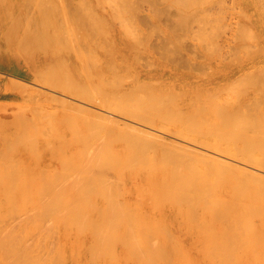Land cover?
Masks as SVG:
<instances>
[{
    "label": "bare ground",
    "instance_id": "1",
    "mask_svg": "<svg viewBox=\"0 0 264 264\" xmlns=\"http://www.w3.org/2000/svg\"><path fill=\"white\" fill-rule=\"evenodd\" d=\"M2 1V0H1ZM3 1H5V0H3ZM3 1L0 3V4H3ZM32 1V0H31ZM34 2H35V0H33ZM40 0H37V2H39ZM44 1V0H43ZM43 1H42V3H43ZM54 1V0H53ZM96 1V0H95ZM99 2H100V5H103V3H108L107 1H111V0H107L106 2L105 1H100V0H98ZM97 1V2H98ZM112 1H115V0H112ZM120 0H118V2H119ZM124 1V0H123ZM128 1V0H127ZM131 1V4L130 3H128V4H130V6H128L129 8L130 7H132V4H133V2H132V0H130ZM134 1V0H133ZM150 1V0H149ZM156 1V3H157V0H155ZM161 2H164V1H162V0H160ZM173 1V0H172ZM177 1V0H176ZM180 1H182V0H180ZM179 1V2H180ZM187 2V1H189V0H184V2ZM193 1L194 0H192V3H193ZM200 1V0H199ZM199 1H196V2H198L199 3ZM203 1V0H202ZM209 1V0H208ZM232 1V0H231ZM248 1H250V0H248ZM253 1V0H252ZM256 1H258V0H256ZM261 0H259V2H260ZM262 1H264V0H262ZM261 1V2H262ZM29 2V1H28ZM34 2H32L33 3V6H34ZM36 2V3H37ZM45 2H50V0L49 1H47V0H45ZM44 2V3H45ZM56 2V1H55ZM76 2V5L78 4L77 3V1H75ZM82 2H84V0L82 1ZM81 2V5H79V7H78V5H77V8H79L78 10H80L81 11V6L83 5V4H85V7H86V3L84 2V3H82ZM89 2V1H88ZM87 2V3H88ZM98 2V3H99ZM135 2H137V1H135ZM151 2V1H150ZM150 2H149V4H150ZM154 1H152V3H153ZM158 2H159V0H158ZM186 2H185V6H187L188 7V5L189 6H191V4H188V5H186ZM207 2V1H206ZM237 2V1H236ZM258 2V3H259ZM260 2V3H261ZM5 3V2H4ZM13 3V2H12ZM19 3V2H18ZM21 3V2H20ZM32 3H30L29 5L31 6L32 5ZM48 3H45V4H48ZM62 3V2H61ZM67 3H68V1H67ZM70 3V2H69ZM92 3V2H91ZM96 3V2H95ZM98 3H96V4H98ZM116 3H117V1H116ZM139 3V1L137 2V4ZM176 3V5H177V3L178 2H175ZM188 3V2H187ZM189 3H191V2H189ZM198 3H196V5H199ZM249 3V2H248ZM257 3V2H256ZM257 3V4H258ZM23 4H24V2H23ZM26 4V3H25ZM24 4V5H25ZM51 4V3H50ZM50 4H48V5H46L45 6V8L46 7H48L49 9H51V11H53L52 10V8L54 9L55 7H52V8H50L49 7V5ZM53 4H54V2H53ZM53 4H52V6H53ZM60 4V3H59ZM63 4V3H62ZM90 4V3H89ZM88 4V5H89ZM96 4H94V5H96ZM113 3H111V4H109L110 6L112 5ZM114 4H115V2H114ZM117 4H121V3H117ZM127 4V5H128ZM136 4V5H137ZM148 4V5H149ZM180 4V3H179ZM195 4V2L192 4V5H194ZM251 4H253V2H251ZM262 4H263V2H262ZM261 4V6H263ZM6 5V4H5ZM12 4H8L7 6L8 7H10ZM14 5H15V3H14ZM14 5L12 6V7H14ZM20 5V4H19ZM24 5H23V7L22 8H24ZM29 5H26V6H29ZM37 5H39L40 6V8H41V5L40 4H38L37 3ZM36 5V6H37ZM55 5H57V7H58V4H56L55 3ZM64 5V4H63ZM70 5H72V6H75V8H74V10L76 9V5L74 4H70ZM122 5H124L123 3H122ZM126 5V4H125ZM139 5H140V3H139ZM153 5V4H152ZM152 5L150 4V6L152 7ZM155 5V4H154ZM221 5L222 4H220V7H221ZM223 5H224V3H223ZM234 5V4H233ZM232 5V6H233ZM237 5V4H236ZM235 5V6H236ZM256 5V4H255ZM2 6V5H1ZM35 6V7H36ZM38 6V7H39ZM44 5L42 4V7H43ZM67 6H69V5H67ZM71 6V7H72ZM90 6H93V3H92V5H90ZM99 6V5H98ZM97 6V7H98ZM109 6V7H110ZM121 6V5H120ZM138 6V5H137ZM149 6V7H150ZM169 6H170V4H169ZM183 6V5H182ZM184 6V7H185ZM217 6V5H216ZM227 6V5H226ZM254 6V5H253ZM258 6V9L257 10H259L260 11V13H257V16H258V19H257V22H264V12L262 11V9L261 8H263V7H261V6H259V5H257ZM257 6H254V9H255V7H257ZM5 7V6H4ZM7 7V8H8ZM12 7H10V8H8V9H10V10H12L11 8ZM21 7V6H20ZM33 8V7H31L33 10L34 9H36V8ZM56 7V8H57ZM66 7V6H65ZM70 7V8H71ZM96 7V6H95ZM107 7H108V4H107ZM113 7V6H112ZM112 7H110L109 9H111L110 11H112L113 9H115L114 7L112 8ZM155 7V6H154ZM153 7V8H154ZM172 7H173V5H172ZM219 7V6H218ZM217 7V8H218ZM219 7V8H220ZM223 7V6H222ZM231 7V6H230ZM234 7V6H233ZM237 7V10H238V7L239 6H236ZM6 8V7H5ZM22 8L20 9L21 11H19V12H22ZM30 8V9H31ZM44 8V7H43ZM43 8H41L42 10H41V12L44 10V11H46L45 9H43ZM59 8V7H58ZM64 8V7H63ZM69 8V7H68ZM84 8V7H83ZM88 8V7H87ZM93 8V7H92ZM103 8V7H102ZM116 8H117V6H116ZM118 8H121V7H118ZM125 8H126V6H125ZM125 8H124V10H125ZM134 8V9H133ZM135 8L137 9V7H135V4H134V7H132V9L130 8V13H132V11L131 10H134V11H136L135 10ZM140 8V6H138V9ZM152 8V9H153ZM159 8V7H158ZM229 8V7H228ZM4 9V8H3ZM16 9H17V7H16ZM25 9V8H24ZM24 9H23V11H24ZM89 9V8H88ZM95 9V8H94ZM104 10H105V8H103ZM123 9V8H122ZM151 9V8H150ZM180 9V8H179ZM206 10H207V8H205ZM209 9H210V7H209ZM212 7H211V11H212ZM222 9V8H221ZM236 9V8H235ZM239 9H240V7H239ZM10 10H8V13L7 14H9L10 15ZM13 10H14V8H13ZM39 11H40V9H38ZM58 10V9H57ZM56 10V13L55 12H52V15L55 13V14H58L57 12L59 11L60 12V10H61V8L57 11ZM63 10H65V9H62V11ZM67 10H69V9H67ZM73 10V12H75ZM77 10V11H78ZM83 10V9H82ZM85 10V9H84ZM90 10V9H89ZM88 10V11H89ZM116 10H118V9H116ZM116 10H114V11H116ZM127 10V9H126ZM126 10H125V13H126ZM141 10V9H140ZM148 10V9H147ZM159 10H161V9H159ZM164 11L166 10L165 8L163 9ZM163 10H161V11H163ZM186 10H188L187 8H186ZM193 10V9H192ZM225 10V9H224ZM234 10V9H233ZM241 10L242 9H240V12H241ZM253 10V9H252ZM7 11V10H6ZM28 11V10H27ZM30 11V10H29ZM51 11H50V13H51ZM55 11V10H54ZM61 11V12H62ZM72 11V10H71ZM70 10H69V13H71V14H69V13H67L68 11H64L63 13L66 15H72L73 13L71 12ZM87 11V9H86V11H85V14H86V12H88ZM103 11V10H102ZM123 11V10H122ZM122 11L120 12V13H122ZM128 11V12H129ZM134 11H133V14H135L134 13ZM156 11H157V9H156ZM163 11V12H164ZM202 11H204V12H202ZM201 12V14H203L204 15V13H205V10H204V8H203V10H202ZM226 11V10H225ZM246 11H248V10H246ZM18 12V14L20 15L21 13H19ZM37 12V11H36ZM47 12V11H46ZM60 12V13H61ZM83 12V11H82ZM91 12H96V10H92V11H89L88 12V14L89 13H91ZM103 12H106V11H103ZM119 12V11H118ZM118 12H113V14H114V17H115V15L116 14H118V15H120V16H122L123 15V13H122V15L120 14V13H118ZM139 12V11H138ZM154 12V11H153ZM166 12V11H165ZM179 12H180V10H179ZM178 12V13H179ZM190 12H194V13H190L192 16H191V18L193 19V21H194V19H195V21L196 20H198V19H196V18H193V14H196L197 13V10L195 11V9H194V11H190ZM200 12V11H199ZM208 12V11H207ZM234 12H236V10L234 11ZM244 12V11H243ZM243 12L241 13L242 15H244L243 14ZM258 12V11H257ZM0 13H1V11H0ZM6 13V12H5ZM23 13V12H22ZM24 13H26V12H24ZM23 13V14H24ZM32 13V12H31ZM40 13V12H39ZM43 13H45V12H43ZM48 14L47 13V15H49V16H52L51 14ZM58 14L59 16L60 15H63V13H61V14ZM77 13V12H76ZM80 13V12H79ZM78 13V14H79ZM152 13V12H151ZM156 13V12H155ZM155 13H152L153 15L155 14ZM167 13H168V15L170 14V12L167 10V12H166V15H167ZM185 13V12H184ZM213 13V12H212ZM223 13H225V12H223ZM237 13V12H236ZM13 14V13H12ZM17 14V15H18ZM23 14H21L22 16H23ZM30 14V13H29ZM77 14V15H78ZM85 14H83L82 15V17L85 15ZM91 14H93V13H91ZM112 14V15H113ZM132 14V15H133ZM137 14V13H136ZM135 14V16H137ZM138 14H140V13H138ZM183 14V13H182ZM199 13H197L196 15H198ZM201 14L199 15V17H201ZM208 14H210V11L208 12ZM218 14V13H217ZM238 14H239V12H238ZM21 15H20V17H21ZM26 15H28V13H26ZM25 14H24V16H26ZM33 15V13L31 14V16ZM38 15V14H37ZM37 15H35V16H37ZM41 15V14H40ZM40 15H39V17H40ZM45 15V14H44ZM74 15H75V13H74ZM74 15L73 16H71L70 18H72V17H74ZM77 15H75V16H77ZM80 15H81V13H80ZM97 16L99 15V14H96ZM111 15V16H112ZM118 15H116V18H117V16ZM160 15H162L161 13H160ZM159 14H157V16H160ZM165 15V13L163 14V16ZM168 15L166 16V17H168ZM189 15V14H188ZM202 15V16H203ZM206 15H207V13H205V15H204V17H202V18H205L206 19ZM14 16V15H13ZM13 16H12V19H13ZM28 16H30V15H28ZM28 16H27V18H28ZM35 16H34V18H35ZM42 16V15H41ZM163 16H161V17H163ZM177 16H178V14H177ZM184 16V15H183ZM182 15H181V17H183ZM187 16V15H186ZM210 16V15H209ZM244 16H246L247 17V15H246V13H245V15ZM248 16H250L251 17V14L248 12ZM0 17H1V14H0ZM39 17H36V18H39ZM53 17H57L56 15H54ZM53 17H51V19L53 18ZM63 17V16H62ZM65 17V16H64ZM64 17L62 18L63 19V22H61L60 24L61 25H63V23H64ZM80 17V16H79ZM82 17H80L81 18V22H82V20H84ZM84 17H86L87 18V15L86 16H84ZM94 17H95V15H94ZM93 17V15H92V18H94ZM100 17H104V14L102 15L101 14V16ZM107 17V16H106ZM105 17V18H106ZM113 17V16H112ZM119 17V16H118ZM123 17H124V15H123ZM127 17V16H126ZM133 17V16H132ZM138 17V16H137ZM147 17V16H146ZM145 17V18H146ZM160 17V18H161ZM195 17H197V16H195ZM211 17H212V15H211ZM245 17V18H246ZM3 18V17H2ZM2 18H0L1 20H2ZM15 18V17H14ZM26 18V19H27ZM35 18V19H36ZM42 19H45L44 21H46L47 20V18H48V16H47V18L46 17H41ZM66 18H68V17H65V19ZM70 18H68V19H70ZM75 18V17H74ZM80 18H78V16H77V19H80ZM91 19V20H93L90 16L88 17V19ZM97 18V21H98V18H99V16L98 17H96ZM109 18H110V16H109ZM120 18V17H119ZM134 18H136V17H134ZM174 18V17H173ZM172 18V19H173ZM175 18L177 19L178 17H176L175 16ZM185 19H186V21H187V19H188V21L186 22L187 24H185V20L182 18V20H183V22H181V23H179L178 21H177V23H178V27H182V29H183V26H187V25H189L188 23H192V21L191 20H189V18H190V15H189V18H186V17H184ZM207 18H209L208 16H207ZM213 18V17H212ZM215 18V17H214ZM217 19H218V17H216ZM215 18V19H216ZM222 20H225L226 18H227V16H221L220 17ZM254 18H255V16H254ZM10 19H11V17H10ZM18 19H19V16H18ZM23 18H21V24H22V22L24 21V20H22ZM25 19V18H24ZM41 19V20H42ZM49 19H50V17H49ZM48 19V20H49ZM77 19H75V20H77ZM89 19V20H90ZM102 19V18H101ZM101 19H99V22H101L100 20ZM126 19V18H125ZM130 19V18H129ZM158 19H159V17H158ZM181 19V18H180ZM215 19H213V20H215ZM216 19V20H217ZM221 19H220V21H221ZM247 19H248V17H247ZM6 20V19H5ZM37 20V19H36ZM39 20V19H38ZM40 20V21H41ZM104 20H106V19H102V21H104ZM110 20H111V18H110ZM116 20V19H115ZM114 20V21H115ZM121 20V19H120ZM131 20H133V19H131ZM136 20V19H135ZM147 21H148V19H146ZM145 20V21H146ZM150 20V19H149ZM175 20V19H174ZM199 20H200V18H199ZM198 20V21H199ZM202 20V19H201ZM210 20V19H209ZM213 20L211 19V21H212V24H215V25H217V21H216V23H213ZM3 21V20H2ZM8 21V20H7ZM15 21H17V20H15ZM28 22L30 21V20H27ZM43 21V22H44ZM50 21H52V23H53V21L54 20H50ZM56 21V20H55ZM54 21V23L56 24L57 22H58V20L55 22ZM62 21V20H61ZM68 21H70V20H68ZM68 21H67V19H66V22H67V24H68ZM96 21V22H97ZM107 21V20H106ZM119 21V20H118ZM122 21V20H121ZM124 21V20H123ZM139 21V20H138ZM159 21H161L162 22V20L161 19H159ZM189 21H191V22H189ZM202 21H204V19L202 20ZM248 21L250 22V20L248 19ZM256 21V20H255ZM9 22V21H8ZM33 23L35 22L34 20L32 21ZM32 22H30L31 23V25H30V27L32 26V25H34V24H32ZM49 22V21H48ZM48 22H44V23H42L40 26L38 25V30L37 29H35V30H37L38 32H33V30H27L26 29V27L24 28L26 31L24 32V34H21L22 35V37L20 38V36H19V39L16 37L17 35V33L19 32L18 31V29L16 30L17 32L15 33V35L16 36H14V35H12L13 34V28H14V30L16 29L15 28V24H13V27H12V29H11V27H10V31H7V26H5L6 28H4V25L5 24H1V21H0V32L2 33V35H9V37H7L6 39L4 38V39H0V45H2L1 44V40H4L5 41V44L7 45V50H11L12 49V56H13V54H15V52H17V54H18V50L20 49V48H18V50L16 49V50H14V47H21L23 50H24V52L26 53V55H27V57H30V56H33V52H34V47L35 48H37V49H35V50H38V51H36L37 52V55L39 54V51L41 52V54H42V51H48L49 50V48L51 47V48H53V43H52V40H53V33L51 32L52 30H54L53 29V24L51 25L50 24V26H51V28H50V26H49V24H48ZM65 22V23H66ZM71 22H72V20H71ZM76 22H80V20L78 21H76ZM75 22V23H76ZM86 22V21H85ZM89 22V21H88ZM91 22V21H90ZM93 22V21H92ZM95 22V21H94ZM93 22V23H94ZM96 22L94 23V24H96ZM126 22V21H125ZM127 22H128V20H127ZM134 22V21H133ZM140 22V21H139ZM172 22H174V21H172ZM209 22V21H208ZM207 22V23H208ZM238 22H241V21H239V19H238V21L236 22V20H235V24L237 23V24H239ZM4 23H6V22H4ZM18 23H20L19 21H18ZM18 23H16V24H18ZM25 23V22H24ZM51 23V22H50ZM59 23V22H58ZM75 23H74V25H75ZM199 23V22H198ZM203 22H201L200 21V25H204L205 23H206V20H205V23H203ZM224 23L225 22H223V25H224ZM230 23V22H229ZM229 23H225L229 28H230V25H233V22H232V24L230 23V25H228ZM251 23V24H250ZM249 24L250 25H252L253 23L252 22H250ZM8 24V23H7ZM37 24V23H36ZM40 24V23H39ZM66 24V25H67ZM79 24H81V23H79ZM82 24L84 25V21L82 22ZM100 24V23H99ZM98 23H97V25H99ZM180 24V25H179ZM182 24H183V26H182ZM185 24V25H184ZM11 25V24H10ZM10 25H8V27L10 26ZM15 25V26H14ZM27 25V24H26ZM57 25V24H56ZM59 25V24H58ZM65 25V24H64ZM73 25V26H74ZM77 25V24H76ZM91 25V24H90ZM102 25V24H101ZM198 25V24H197ZM200 25L198 26V27H200ZM208 25H209V23H208ZM211 25V24H210ZM209 25V26H210ZM215 25H211L212 27H211V29H210V27L209 26H207V29H209V31L210 32H213L214 33V31H216V29L214 30V29H212L213 28V26H215ZM260 25V24H259ZM263 25V24H262ZM21 26H24V24H22ZM21 26L19 27V30H21ZM107 26V25H106ZM186 26L184 27L185 29L184 30H186L187 28H186ZM190 26V25H189ZM218 26V25H217ZM217 26H215L214 28H217ZM220 26H221V24H220ZM234 26V25H233ZM236 26V28H238V29H240L239 31H240V33H239V31L237 30V32H235L234 34L235 35H237V33H239V34H241V36H242V38L240 39V40H242L241 42H239V44H237V46L235 45L234 47L233 46H228L229 48L228 49H230V47L233 49V51H232V53H231V51H229L228 53L230 54H228V53H226V55L227 56H233L234 58V60L236 59L237 61H239L240 60V62H241V58H240V54H242L241 52H243V49L244 48H246V49H244V50H247V45H248V43H246L245 42V40H244V38L246 39V40H251L252 39V37H254V36H252L253 35V33H254V30H252V31H249L250 30V28H249V26L246 24V23H242L241 22V25L239 24V25H235ZM254 26H255V24H254ZM256 26H258L257 24H256ZM264 26V25H263ZM29 27V26H28ZM27 27V28H28ZM29 27V28H30ZM71 27H72V25H71ZM70 27V28H71ZM77 27H79L78 25H77ZM76 27V28H77ZM83 27V26H82ZM93 27V26H92ZM94 27H96V26H94ZM93 27V28H94ZM180 27V28H181ZM192 27H193V24H192ZM202 27V26H201ZM17 28H18V25H17ZM36 28V27H35ZM73 29H74V27H72ZM75 28V29H76ZM80 28V27H79ZM91 28V27H90ZM92 28V31L95 33V34H97L96 32H97V30H95V29H93ZM97 28H101L102 29V26L100 27V25H99V27L97 26L96 27V29ZM219 28V27H218ZM228 28V29H229ZM256 28V27H255ZM263 28V27H262ZM261 28V26H259V28H258V30L260 29V32H262L261 34L260 33H258V34H260V37L258 36V34H257V36L255 37V38H258L257 39V41H256V46H255V48L258 50V52H261L262 51V48L264 49V33H263V29ZM33 29V28H32ZM52 29V30H51ZM56 29H58L57 31H60L59 29H61L60 27H58L57 28V26H56ZM62 29H63V27H62ZM66 29V28H65ZM100 29V30H101ZM188 29H189V27H188ZM188 29H187V31L186 32H188ZM200 29V28H199ZM204 32H206L205 31V26H204ZM203 29H201L200 31H199V37L201 38V36L202 35H205V34H207V33H204V32H202L203 31ZM206 29V30H207ZM221 31H224V29L222 30L221 29V27L219 28ZM218 29V30H219ZM226 29L227 28H225V31H226ZM67 30V29H66ZM78 30V29H77ZM76 30V31H77ZM95 30V31H94ZM99 29H98V35H100L99 34V31H100ZM103 31H104V29H102ZM101 30V31H102ZM214 30V31H213ZM219 30V31H220ZM230 30V29H229ZM232 30V29H231ZM23 31V30H22ZM69 31V30H68ZM73 30H71V31H69V32H72ZM75 31V32H76ZM83 31H84V29H83ZM82 31V32H83ZM100 31V32H101ZM102 31V32H103ZM190 31H192V28H190ZM189 31V32H190ZM242 31V32H241ZM247 31H249V32H247ZM54 32V31H53ZM55 32H56V30H55ZM61 32V31H60ZM66 32V31H65ZM85 32H86V29H85ZM84 32V33H85ZM104 32H106V31H104ZM197 32V31H196ZM200 32H202V34H201V36H200ZM1 33H0V35H1ZM21 33H23V32H21ZM68 33V32H67ZM76 33H78V32H76ZM88 33V32H87ZM204 33V34H203ZM213 33H210L211 35L213 34ZM223 33V32H222ZM233 33V32H232ZM248 33H251V34H249L248 35ZM55 34V33H54ZM57 34H58V32H57ZM60 34V33H59ZM58 34V35H59ZM62 34H63V32H62ZM61 34V35H62ZM108 34V33H107ZM208 34H209V32H208ZM215 34H217V32L215 33ZM226 34V33H225ZM234 34H231L232 36L234 35ZM20 35V34H19ZM58 35L56 36L55 35V38H58ZM59 35L60 37H62L61 39H62V44H63V36L65 35L66 36V34H64V35ZM67 35H69V33L67 34ZM73 35V34H72ZM75 35V34H74ZM89 36H90V34H88ZM104 35H105V33H104ZM214 35V34H213ZM234 35V36H235ZM243 35H246V36H244L243 37ZM3 36V37H4ZM64 36V37H65ZM83 36V35H82ZM87 36V35H86ZM95 36V35H94ZM206 36H208V35H206ZM218 36H220V34L219 35H217V37ZM233 36V37H234ZM240 36V35H239ZM240 36V37H241ZM250 37V38H246V37ZM68 37V36H67ZM69 37H71V35L69 36ZM74 37V36H73ZM73 37H71V39H74ZM78 37V36H77ZM77 37L75 38L76 40H77ZM237 36H235V38H236ZM80 38V37H79ZM85 38V37H84ZM83 38V39H84ZM90 38H91V36H90ZM211 38H213V36L211 37ZM215 38V37H214ZM213 38V39H214ZM59 40H60V38H58ZM66 39L67 38H64V40L66 41ZM87 39V38H86ZM99 39H100V37H99ZM203 39H205V38H203ZM207 39V38H206ZM234 39V38H233ZM232 39V40H233ZM238 39H239V37H238ZM90 40H93V38L92 39H90ZM231 40V39H230ZM253 40V39H252ZM53 41H55L57 44H56V46L54 45V48H56L57 47V45L59 44L58 42H57V40H53ZM68 41H70V40H68ZM68 41H66L67 43H65L64 42V46H63V48H66L67 46V44L69 43ZM82 41V40H81ZM235 41V40H234ZM61 42V41H60ZM72 42H74L73 40H72ZM79 42V41H78ZM96 42H97V40H96ZM99 42V41H98ZM103 42V41H102ZM233 42V41H232ZM245 42V43H244ZM250 42H252V41H250ZM3 43V42H2ZM71 43V42H70ZM83 43V42H82ZM211 43V42H210ZM217 43H218V41H217ZM254 43H255V41H254ZM79 44H80V42H79ZM94 44H95V42H94ZM98 44V43H97ZM101 44V43H100ZM99 44V45H100ZM103 44V43H102ZM105 44V43H104ZM103 44V45H104ZM212 44V43H211ZM215 43H213V45H214ZM246 44V45H245ZM69 45V44H68ZM77 44L75 43V46H76ZM86 45H87V47H88V43H86ZM90 45V44H89ZM98 45V46H99ZM213 45H211V46H213ZM59 47L61 46V45H58ZM78 46V45H77ZM77 46H76V48H77ZM97 46V45H96ZM209 46H210V44H209ZM216 46V45H215ZM214 46V47H215ZM217 46H218V44H217ZM248 46H251V43L248 45ZM253 46H254V44H253ZM32 47V48H31ZM71 48H73V46L71 45L70 46ZM85 46H83L82 45V48H84ZM92 47V46H91ZM102 47V46H101ZM104 47V46H103ZM30 48H31V50H32V54H31V52H29V50H30ZM51 48H50V50H51ZM62 47H60V48H57L58 49V51H59V49H61ZM75 48V50H77ZM82 48H80L79 49V51L82 49ZM88 48H90V47H88ZM93 48V47H92ZM91 48V49H92ZM106 48V47H105ZM104 48V49H105ZM208 48V47H207ZM217 48V47H216ZM219 48V47H218ZM217 48V49H218ZM21 49V50H22ZM67 49V52H68V49L69 48H66ZM90 49V50H91ZM209 50H210V48H208ZM207 49V50H208ZM250 49H253V47H250ZM3 50H4V46H3ZM21 50H20V52H21ZM30 50V51H31ZM53 50H55L56 52H55V54L54 53H52V52H49L50 54H54L55 56V60H57L58 62H60V64H58L57 63V61L55 62V61H53L54 62V64L56 63V65L58 64V65H60V67H61V59L62 58H64V57H62L61 58V56H64V54H62V53H66V51H63L61 54V56H59V52H58V54H57V56H56V53H57V50L56 49H53ZM70 50V49H69ZM84 50V49H83ZM82 50V54H84L83 52H85V50H86V48H85V50L83 51ZM88 51H89V49H87ZM92 50H95V48H93ZM212 50V49H211ZM210 50V51H211ZM213 50H215L216 51V49L215 48H213ZM212 50V51H213ZM248 50H249V48H248ZM254 50V49H253ZM257 50H256V52L255 51H252V52H255V55H256V53H257ZM5 51V50H4ZM3 51V52H4ZM62 50H60V52H61ZM72 51L74 52V49H72ZM78 51V50H77ZM77 51H75L74 53H75V55H73L72 53L73 52H71V54L73 55V59L72 58H70L71 60H73L74 61V63L73 62H71V63H73V65H72V67H74V68H78L79 69V67H80V69L82 68L80 65V63H84L83 62V60H81L82 59V54L80 55V53H78ZM251 51H248V52H250L251 53ZM6 52V51H5ZM11 52V51H10ZM9 52V53H10ZM19 52V53H20ZM23 52V53H24ZM78 54H77V53ZM87 52V51H86ZM107 52V51H106ZM263 52V51H262ZM261 52V53H262ZM8 53V52H7ZM30 53V54H29ZM87 53H89V52H87ZM90 53H91V51H90ZM89 53V54H90ZM93 53V52H92ZM244 53V52H243ZM261 53H260V55H261ZM264 53V52H263ZM44 54H46V53H44ZM49 54V55H50ZM88 54V55H89ZM232 54H234V55H232ZM245 54V58L247 57V54L246 53H244ZM252 54V53H251ZM251 54H249L248 53V56H254L255 57V55H251ZM259 54V53H258ZM257 54V55H258ZM21 55V54H20ZM19 55V56H20ZM47 55V54H46ZM66 55H68V53L66 54ZM80 55V56H79ZM86 55V54H85ZM91 55V54H90ZM260 55H258V56H260ZM87 56V55H86ZM92 56H94V54H92L91 55V59L93 58ZM223 56V55H222ZM226 56V57H227ZM22 57H24L23 55H22ZM60 57V60L59 59H56V58H59ZM67 57H70V56H67ZM79 57H81V59L79 58ZM89 57L90 56H88L86 59H84V61H86V64H87V62H88V59H89ZM94 57H96V56H94ZM240 59H239V58ZM257 57V56H256ZM33 58V57H32ZM51 58V57H50ZM49 58V59H50ZM83 58H85V57H83ZM112 58V57H111ZM232 59V57H229V59ZM262 58H263V56H262ZM26 59H28L29 60V58H26ZM26 59H23L22 58V60H24V62L26 61ZM45 60H46V58H44ZM49 59H47V60H49ZM65 59V58H64ZM63 59V60H64ZM69 58H67V59H65V60H70ZM96 59H98V58H96ZM230 59V60H231ZM250 60H252V57H250L249 58ZM50 60H52V59H50ZM49 60V61H50ZM70 60V61H71ZM93 60H95V58L93 59ZM99 60V59H98ZM228 60V59H227ZM254 60H256V59H254ZM259 60V59H258ZM34 61V60H33ZM70 61H69V64H67V66H66V69L65 70H67V67H71V65H70ZM80 61H82V62H80ZM90 61V60H89ZM92 61V60H91ZM97 63H98V61L97 60H95ZM94 61V62H95ZM101 61V60H100ZM236 61V62H237ZM50 62H52V61H50ZM52 62V63H53ZM229 62H231V61H229ZM47 63V61L46 62H44V64H42V65H40V66H37L36 65V67H35V69H31V73H30V76H31V79L28 81V80H26V81H28V83L26 82L25 84H24V82L22 81V80H19V79H17V78H15V80H16V82H15V80H14V78L13 77H11V81L13 82V80H14V82L15 83H12V84H16L17 83V81L19 80V81H21L20 82V86L22 85L23 87H26V88H28L29 90V93H31V94H33V95H37L36 97H38L39 96V98L41 97V100H42V97H44L43 98V100L45 101L46 100V98L48 99V98H51V101H52V99L53 100H55V101H59L60 103H63V104H65V105H68V106H70V107H73L74 108V110L73 109H71V110H73V111H76V110H78V112L80 111V112H82V113H84L85 115H89V119H90V121H91V119L93 120L92 122H93V124L95 123V120H94V118L93 117H95V119H96V121H97V124L96 125H100V126H102L103 124H102V122H107L106 124H110V126L111 127H113V128H110L109 126H108V128L111 130V132H114V127L115 128H117L118 129V134H117V136H116V134H115V132H116V130H115V132H114V136L111 134V132H110V130L109 129H106V132H107V136L108 135H112V141L113 140H115V141H113V143H111V140H110V138L108 139V141L110 140V142L108 143L107 141H106V134H101V133H99V132H102V133H104L105 131H103V130H105V128L104 129H100L101 131H99V127L97 126V128H98V134L96 135L95 133H92V132H94V131H90V132H88V133H83V131H82V129L84 128V127H88L89 125H87V126H85V124H84V126H80V129H79V122H81V120L79 121V119H78V123L76 122V121H74L75 120V118L76 117H78L79 116V114L84 118H82L84 121L83 122H87L89 119H86V117H88V116H86L85 117V115L84 114H82V113H77V111H76V113H77V115L78 116H76L75 118H73V116L72 115H70V116H72V123L73 124H75L74 122H76L77 124H78V126H76V124H75V126L74 127H71V129H73L74 131L73 132H75V130H76V128L78 127V129L79 130H77V133H78V131H79V138H80V140H79V142L82 140V141H84L85 139H83V138H86L87 136L89 137V136H91L90 138L92 139H90L89 140V138L87 137V142H86V140H85V142H84V144H85V146H83L82 147V145H84L83 144V142H81L82 143V145H80V143H79V145L81 146V149L82 148H84V150H87V146H88V148L89 147H91L94 143H98V145L97 144H94L93 146H95V145H97V146H95L94 148L92 147V149H93V151H91V148L89 149V150H87V152H88V154H87V152H86V160H88V162L87 161H85L86 162V164H88V165H85V164H83L82 162L80 163V164H83V166L81 165V166H79V167H83L84 169L85 168H87V169H85L86 171L85 172H87V178L86 179H88V180H86L85 178H84V176H86L85 175V172H83L82 173V168H78V165H79V163L77 164V171H75V170H73V168H72V170L73 171H75V173L77 174V173H79L78 171H79V169H81V172L79 173V174H81L80 176H78V174H77V176L75 175V174H73V175H75V176H73V179L71 180L72 182L74 181L75 183V185L74 184H72V182H71V185L69 184V183H67V184H69L70 185V187H68L67 186V188H69L70 189V191H73L74 192V190L76 189V188H74V189H72L71 190V187L74 185V186H76L77 187V182H79L81 179H83V181L82 182H86V183H88V181L90 182V183H92V184H90V183H88V185L89 186H87L85 183V185L87 186H85L84 184H82L81 183V181L79 182V184L78 185H84V186H78V188L79 189H81L80 190V192H77V191H79V189L77 188L76 190L77 191H75V193H73L74 195L72 196V194L69 192V194H68V196L69 197H74V198H72V200H69V199H67V197H65V198H63V196H60L65 190H66V186H65V184L64 183H62V181L63 182H67V181H64L66 178H65V176H67V180H68V176H69V174H71L72 172L69 170V171H66L67 169H71L70 167H72V166H70L69 167V165L71 164V165H73L72 163H69V160H68V158H69V156H66V158L65 159H63V160H65L66 161V159H67V161H68V163H67V161L65 162L64 161V163H67V169H66V167L64 168V163L63 164H61V166H63V168H61V169H57V167H55L54 166V168L52 167V169L53 170H57V171H51V172H49L50 171V169H49V173H50V179H51V177L53 176V178L52 179H54V177H57V176H59L58 174H56L57 172L59 173V172H63V169H65L64 170V175L62 174V173H59L61 176H59V177H57V179L56 180H58L59 179V181H60V178H62V177H64V180H62L61 182H59L61 185H64L65 187H63V186H61V185H59V183H56L57 184V186H55L56 184H54L55 182H58V181H54V186L55 187H57L56 189H55V187H54V191H55V193H56V191H57V189L59 188L60 189V187H62V189H65V190H62L61 191V194L59 195V194H57V196H54L53 195V191H52V196H49V192L48 191H46V192H48V198L47 197H44V198H42L43 199V201H46V199L47 200H49V202H47V203H49L48 204V206L46 207L47 209H45L44 207L46 206L45 204H43V203H45V202H41L40 204H39V202H37L36 200H34L33 201V203H32V207L34 208V206H36V208H39V206L41 205V204H43L44 205V207L41 209L43 212H50V210L53 212V211H57V210H60V215H57V213L55 212H53L52 214L53 215H51L52 217H55L54 219L50 216H47V214H45L46 215V217H49L50 219H45V217H44V219L49 223L50 221L49 220H51V218L53 219V221L51 222V224H49L51 227H52V224L54 223L55 224V226H58V229H59V227H60V230L58 231V229H57V232H58V242H57V244H56V248H57V254L55 253H53L54 251H52V253H53V255H57L58 256V259L60 260V261H62L63 263H65L66 262V264H67V262H71V264H264V145L262 144L263 142H261L260 141V139L262 140V138L260 137V135H264V131L262 132V130L260 131V129L261 128H259L256 132H260V133H262V134H260L259 135V138H258V134L256 135V137H255V139L254 140H250V141H247L246 140V146L244 147L243 146V144L242 145H240V144H238L237 142H235V141H238L241 137H243L244 135V133H245V135H246V137L247 138H245V136H244V138H242V140L241 141H243V139H249L248 138V136H247V133H248V131H250V129L249 128H251V129H253L252 127H254L255 128V130L259 127L258 125L261 123V122H263L264 121V114H263V116L261 117V118H263V119H261L259 116L258 117H253V114H254V112L252 113V116H251V112L250 113H248V112H246V111H244V110H241V111H244V113L246 114V116H244V115H242V114H240L239 115V113L237 114V115H234V114H236V113H233L232 115H234L233 116V118H232V121H230V124H231V122H232V124H233V121H234V125L235 124H237V125H235V126H237V128H238V124H241V123H246L247 125H248V129H246L245 127H247V125L246 124H242V125H240L239 127H240V129L243 127V126H245V127H243V128H245V130L242 128V130H244V133L242 134V135H240V137L238 138L237 136V138H235V139H237V140H234V138L233 137H228V143H227V145H229L230 147L231 146H235V147H232V148H230V147H227V145H226V143L224 144V142H225V138H224V140H223V147L224 148H222L221 146V143L219 144L218 142L219 141H221L222 142V139H223V136L225 135L224 134V132H221L223 135H222V138H221V136H217L216 137V134H218V133H213L212 131H210L209 129H211V128H209V126L212 124V123H208V121H205L206 119H204L203 118V116L200 114V112H199V110L201 109V112L205 115V112H207L206 110H204L203 111V109H205L206 107V105L208 106V108H209V104H211V103H213V105H212V108L215 106V104L216 105H222V104H224L225 103V105H226V103L227 102H224L223 103V101H228V97L226 98V97H223V96H225L224 94H222V92H224V90L226 91V86L228 85V83L230 84L231 82H227V84L226 85H223V88H225V89H222L220 92H221V94H219L220 92L218 91V95L220 96H216V97H218V99L219 98H221V96H222V98L224 99V98H226L225 100H223V101H221L222 102V104L218 101V99H217V101H216V103H215V101H211V98H213L214 99V97L212 96L213 95V91L215 90L214 89V87H213V85H210V86H212L213 87V89L214 90H212V89H208V92H209V90L211 91L212 90V93H206L207 95L208 94H212L208 99H209V104H207V100H206V102H204L205 100H203V102L205 103H203L202 101H200L199 102V100L198 99H200L197 95L198 94H196V93H198L197 91H196V93H195V95L198 97V99H197V97H196V99H197V101L199 102V104L202 102L203 104H201V106H199V104H198V106H199V110H198V106L197 105H195V103H194V100H193V98H191V96H190V98L193 100V104L195 105V106H197V107H193L194 109H195V111L191 108V106H190V111H194V112H198L201 116H198V115H196V116H194L196 113H194L193 114V112L192 113H190V115H187V116H191V114H193L192 115V118H193V116L194 117H196V118H199V120H200V122H199V120L198 119H194V120H196L197 122H199L198 123V125H200L202 122H206V123H208V125L209 126H207V124H206V126H205V129H206V127L208 128V132H212L211 133V135H213V136H211L210 134V136L208 135V133L206 132L207 130H205V134L207 133V135L205 136V137H207L208 136V138L209 139H207V140H204V137H201V139L202 140H204V141H202V142H200L199 141V139L197 140L196 139V137H195V134H196V132H195V130H193L194 132H195V134L193 135L192 133H194L193 131H192V129L191 128H193L192 126L195 124V123H197V122H194V123H192V124H190L189 122H193L194 120L191 118V121H189L190 120V118L189 119H187V117H185L186 118V121H181L180 120V118L182 119V115H180L179 113L180 112H185V110L183 109V111H178V110H180V109H178L179 107V105L178 104H175V101H176V99L178 98L176 95H177V92L175 93V96L177 97H175L174 96V93H173V95H171V97L175 100V101H171L172 99H170L169 100V98H167V97H170V95H169V93H168V95L166 94L165 96H163L164 97V99H163V101L164 100H166V98H167V100L166 101H164L165 103H163L165 106H163V105H161V102L160 101H162V99H161V97H160V99H159V97H157V99L159 100V105H161L160 107L161 108H165V107H169V106H166V104H169L170 103V101L171 102H174V104H175V107H178V108H174V107H171V105H170V109L168 108L167 110H171V113L169 112V111H165V112H163L164 110H162L161 108L159 109V105L157 104V102L158 101H156V97H154V96H151L152 97V99H147V101H146V105H144L145 107L144 108H142V107H140V106H138V105H136V104H134V102L136 103L137 102V98H134V99H132L134 96L133 95H136V94H133L134 93V91H133V93L131 92V91H129V93H128V91H127V93L123 90V91H120L117 87H119V86H122V85H120V84H112L113 86H111V84H110V86L111 87H114V85H115V87H116V85H119V86H117L116 88L118 89V91H120L121 93L122 92H125L126 93V96H127V94H130V92L132 93V95L131 96H133L132 98L130 97V96H128V97H130V98H127L126 99V96H125V98L124 99H126V100H128L127 102H129V100L130 99H132L131 100V104H132V101H133V104L131 105L130 104V102H129V105H127V102H126V105L129 107H132L133 105L134 106H137V107H132L133 109H135V108H138V109H147L148 108V104H149V108L147 109L148 111H146V112H144V111H134V110H130V109H126V107L127 106H125V108H124V106L123 105H125V104H123L122 106H121V104L122 103H118L119 101L121 102L122 101V98L124 97V95L122 96L121 94V96H122V98H120V96H119V100L118 101H116L117 100V98L115 99V104H111V101H113L112 99H111V101H110V104H108V102H107V104L104 102V100H103V97H101L100 96V94H99V96H97V99H95V98H93L94 96H93V94H94V92H92L93 90L92 89H90L91 90V92L93 93H91L90 92V90L88 89V86L87 85H84L83 86V88H85V86H87L86 87V89L85 90H83V88L80 86L81 84H84V83H81V84H77L78 83V80H76L77 79V77H76V75H75V77H76V81L77 82H74L75 80H73L72 78H74L73 76H71L72 78H70V74H68L69 73V68H68V72H63V74L64 73H66V74H68V76L66 75V74H64V75H66L67 77H65V78H67V80L68 79H70V80H72V81H70V80H68V81H66V79H65V82H64V78H62L63 77V75H62V77H61V75H59V76H57L58 77V79L60 80L61 78L63 79V81H62V79H61V81H60V84H59V82H58V84H54V79H56L57 80V77L54 75V73H53V75L54 76H52L51 74V76L52 77H55V78H52V77H50L49 76V74H48V72H47V70H45V67H46V64ZM62 63H64V66L66 65V63H65V61L64 62H62ZM91 63V62H90ZM92 63H93V61H92ZM112 63V62H111ZM243 63V62H242ZM26 65H27V67H28V64H27V62L25 63ZM48 64V63H47ZM100 64V63H99ZM237 64H238V62H237ZM92 65V64H91ZM97 65V64H96ZM204 67L203 65H206V64H199L198 66H197V68H199V67ZM253 65V64H252ZM262 65V64H261ZM263 65H264V62H263ZM263 65H262V68H263V70H264V67H263ZM50 68H51V65L49 64L48 65ZM47 66V67H48ZM53 66H55V65H53L52 64V68H53ZM63 66V67H64ZM84 66V65H83ZM86 66V65H85ZM87 66H88V64H87ZM93 66V65H92ZM99 66V65H98ZM101 66V65H100ZM99 66V67H100ZM191 68H193L191 65H189ZM256 66V65H255ZM27 67H25V68H27ZM56 67V69L54 68L53 69V71H56L57 70V68H58V66H55ZM94 67V66H93ZM189 67V68H190ZM202 67L200 68V69H202ZM227 67H228V69L226 70V71H223V72H221L219 75H218V79H219V81H222V80H224V79H228V78H232V76L234 77V76H236V77H240V75L241 74H238V70H236V68H234V67H231V65H227ZM258 67V66H257ZM260 67V66H259ZM257 68V69H261V68ZM29 69H30V67H28ZM34 68V67H33ZM52 68H51V71H52ZM74 68L73 69H70L71 71L72 70H74ZM88 67H86V69H87ZM210 67L209 66H205L204 67V69H209ZM22 69H24V67L22 68ZM47 69V68H46ZM62 69V71H63V68H61ZM60 69V70H61ZM78 69H77V71H78ZM86 69H84V67L81 69V70H83V71H81L82 72V76H83V72L84 71H87L86 72V74L88 73V70H86ZM91 69V68H90ZM199 69V70H200ZM203 69V71L204 72H206V70H204ZM253 69L254 70H256L255 68H253L252 67V71H253ZM27 70V69H26ZM105 70V69H104ZM263 70H262V72H260L259 70V72H257V70L255 71L256 73H261V74H264V72H263ZM61 71V72H62ZM90 71V70H89ZM198 71V70H197ZM252 71H250V73H252ZM57 72H58V70L56 71V74H57ZM60 72V73H61ZM80 72V73H81ZM97 72V71H96ZM244 72H245V70H244ZM243 72V73H244ZM0 73H1V71H0ZM50 73V72H49ZM59 72H58V74H60ZM71 73V72H70ZM93 75H95L96 73L94 72V70H93ZM91 73V74H92ZM95 73V74H94ZM103 73H105V71L103 72ZM243 73H242V75H243ZM247 73H249V72H247ZM249 73V74H250ZM116 74V73H115ZM114 74V75H115ZM260 74V75H261ZM2 75V74H1ZM72 75V74H71ZM79 75V74H78ZM80 75V76H81ZM88 75L89 74H87V76L85 77V78H87L88 77ZM101 75V74H100ZM117 75V74H116ZM115 75V76H116ZM242 75H241V77H242ZM246 75H248V74H245V76ZM251 75V74H250ZM255 75V74H254ZM259 75V76H260ZM15 76V75H14ZM92 75H90L89 77H91ZM96 76V75H95ZM103 76V75H102ZM121 76V75H120ZM123 76V75H122ZM256 76V75H255ZM17 77V76H16ZM19 77V76H18ZM100 77V76H99ZM118 77V76H117ZM258 77V76H257ZM263 76L261 75V77H258L259 79L260 78H262ZM9 78V77H8ZM30 78V77H29ZM85 78H83V80L85 79ZM94 78L96 79V77H93V82L95 81L94 80ZM106 79H108V77H105ZM112 78V76H110V79ZM116 78V77H115ZM122 78V77H121ZM123 78H124V76H123ZM132 78V77H131ZM235 78V77H234ZM233 78V79H234ZM243 78H245V77H243ZM242 78V79H243ZM250 79L251 81H252V78H251V76H249V77H247V79ZM253 78H254V76H253ZM13 79V80H12ZM53 79V80H52ZM97 79L99 80L100 78H98V75H97ZM101 79H104V78H101ZM105 79V80H106ZM126 79V78H125ZM239 79V78H238ZM238 79L236 80V82L238 81ZM246 79V78H245ZM255 79H257L256 77L253 79V81L255 80ZM258 79V80H259ZM23 80H24V77H23ZM55 80V81H56ZM59 80H57V81H59ZM87 80H88V78H87ZM90 80V79H89ZM109 80V79H108ZM121 80V79H120ZM124 80V79H123ZM122 80V81H123ZM231 80V79H230ZM229 80V81H230ZM240 80H241V78H240ZM257 80V81H258ZM264 79H260V81H258L257 83H259V82H262ZM19 81H18V83H19ZM97 81V80H96ZM104 81V80H103ZM101 82V80H100V82L102 83V85L103 84H105L104 82ZM111 81H113V78H112V80ZM111 81H110V83H111ZM115 81V80H114ZM118 81V80H117ZM128 81V80H127ZM246 81V80H245ZM245 81H243L242 80V83H241V81H239L241 84H240V86L241 87H244L245 86V84L248 82V84H250L249 82V80L246 82V83H243V82H245ZM253 81L251 82V83H253ZM91 82V81H90ZM90 82H88L87 81V84H89ZM107 82V81H106ZM143 82V81H142ZM155 82H157V81H155ZM159 82V81H158ZM208 83L209 82H213V81H207ZM225 82V83H226ZM232 82H234V80L232 81ZM264 82V81H263ZM55 83H57V82H55ZM95 83H99V81H97V82H95ZM113 83V82H112ZM115 83V82H114ZM119 83V82H118ZM121 84H122V82H120ZM221 83H224V82H221ZM224 83V84H225ZM235 83V82H234ZM256 83V82H255ZM255 83L253 84V85H255ZM29 86H28V85ZM93 85H96V84H94V83H92ZM92 84L91 85H89L90 87L92 86ZM219 84V83H218ZM238 84V83H237ZM236 84V87H238L239 85H237ZM244 84V85H243ZM247 84V85H248ZM261 85H262V83H260ZM9 85V84H8ZM17 85V84H16ZM106 85H108L107 83H106ZM145 85V84H144ZM232 85H234L233 83H232ZM232 85H230V86H232ZM259 85V84H258ZM11 86H13V85H11ZM10 86V87H11ZM103 86H105V85H103ZM127 86V85H126ZM125 86V87H126ZM137 86V85H136ZM139 86H140V84H139ZM147 86H149V83H148V85ZM181 86V85H180ZM186 86V85H185ZM194 86H196V84L194 85ZM218 86H220V85H217V87ZM225 86V87H224ZM229 86V85H228ZM257 86V85H256ZM256 86H253V88L254 87H256ZM7 87V86H6ZM17 87V86H16ZM23 87H20V90H19V88H18V90L19 91H24L25 89H22ZM92 87H94V86H92ZM98 87H99V85H98ZM129 87V86H128ZM134 87V86H133ZM132 87V88H133ZM177 87H179V86H177ZM191 87H192V85H191ZM199 87H201V86H199ZM199 87H198V89H199ZM215 87L217 90H218V88H222V86H220V87ZM12 88V87H11ZM100 88H102L101 87V84H100ZM106 88V87H105ZM105 88H102V89H105ZM122 88V87H121ZM130 88V87H129ZM132 88L130 89V90H132ZM137 88V87H136ZM140 88V87H139ZM139 88H137V89H139ZM141 88H146L145 86L143 87H141ZM140 88V89H141ZM185 88V87H184ZM204 88V87H203ZM232 88V87H231ZM247 88V87H246ZM246 88L245 89H242V90H246ZM261 88V87H260ZM22 89V90H21ZM31 89V90H30ZM94 89V88H93ZM97 88H95V90H96ZM99 89V88H98ZM98 89H97V91H98ZM101 89V90H102ZM128 89V88H127ZM126 89V90H127ZM134 89V88H133ZM149 89V88H148ZM148 89H145L146 91H148ZM187 88H185V90H186ZM194 89H196V90H198L197 88H194ZM194 89H192V90H194ZM205 89V88H204ZM202 90V88L200 89V90H202V91H205V90ZM228 90L226 91L227 92V94H228V91H230L229 90V87L227 88ZM232 89H235V87L233 86V88ZM237 89V88H236ZM248 89V88H247ZM259 89V88H258ZM262 89H263V87H262ZM262 89L260 90V91H262ZM9 90V89H8ZM11 90H13V89H11ZM94 90V91H95ZM100 90V91H101ZM151 90H152V88H150V92H151ZM153 90H154V88H153ZM199 90V93L200 92H202V91H200ZM239 90V92H241L240 91V89H238ZM238 90H236V92H235V90H231V93L233 94V91H234V94L235 93H237V91ZM254 90V89H253ZM88 91L90 92L89 94H90V97H89V95H88ZM97 91H95V92H97ZM106 91H108V90H106ZM110 91V90H109ZM139 91V90H138ZM142 91H144V90H142ZM141 91V92H142ZM190 91V90H189ZM207 91V90H206ZM255 91V90H254ZM259 91V92H260ZM11 92V91H10ZM86 92V93H85ZM102 93L101 94H103L104 95V91H101ZM119 92V93H120ZM194 92V91H193ZM215 92H217L216 90H215ZM225 92V93H226ZM238 92V93H239ZM243 92V91H242ZM241 92V93H242ZM245 92V91H244ZM246 92H248V91H246ZM246 92H245V94H246ZM257 92V91H256ZM255 92V93H256ZM16 93H18V91L16 92ZM20 93V92H19ZM18 93V94H19ZM24 93H26V95L25 96H27L28 97V95H30L31 96V94H28L27 95V93L28 92H26V90H25V92H23V94ZM99 92H97V94H98ZM107 93V92H106ZM119 93H117L116 92V94H119ZM138 93V92H137ZM145 93V92H144ZM190 93H192V91H190ZM203 93V92H202ZM201 93V94H202ZM241 93H239V95H235L237 98H238V96H240L241 95ZM262 93H263V91H262ZM14 94V93H13ZM17 94V95H18ZM88 96H87V95ZM92 94V95H91ZM96 93L94 94L95 95V97H96V95H97ZM111 94H114L113 93V90H112V92H111ZM152 94V93H151ZM154 94V93H153ZM160 94V93H159ZM205 94V93H204ZM206 94L204 95V96H206ZM215 94V93H214ZM227 94H226V96H227ZM234 94H233V96H234ZM243 95H244V93H242ZM253 94V93H252ZM257 94V93H256ZM20 95H21V93H20ZM108 95H109V93H108ZM141 95H142V93H141ZM146 95V94H145ZM156 95H158V94H156ZM194 95V94H193ZM200 95V94H199ZM216 95V94H215ZM229 95V94H228ZM262 95V97H264V95L263 94H261ZM260 95V96H261ZM93 96V97H92ZM105 96V95H104ZM111 96V95H110ZM109 96V98H112V97H110ZM114 96H115V94H114ZM114 96H113V98H114ZM139 96V98H140V100H141V97H140V94L138 93L137 94V96H135V97H138ZM142 96H144V95H142ZM146 96H148V95H146ZM150 96V95H149ZM148 96V97H149ZM161 96V95H160ZM204 96H200L201 98L203 97V99H205L204 98ZM209 96V95H208ZM233 96H231V94L229 95V99H231V97H232V99L234 100H236V98H235V96H234V98H233ZM253 97H255V99L254 98H252V100H255V101H257V96H255V95H252ZM21 97V96H20ZM162 97V98H163ZM22 98V97H21ZM25 98V97H24ZM32 99H30V97L28 98V99H30V100H32V102L34 103L35 102V97H31ZM33 98H34V100H33ZM93 98V99H92ZM99 98H102V100H103V102H102V100L101 99H99ZM106 98V97H105ZM145 98V97H144ZM144 98H143V100H144ZM153 98L155 99V101L153 100ZM189 98V97H188ZM190 98H189V100H190ZM195 98V97H194ZM206 98H207V96H206ZM240 98V97H239ZM258 98H259V95H258ZM26 99V98H25ZM101 100V101H99V100ZM123 99V103H125V100ZM212 99V100H213ZM260 99V98H259ZM263 99V98H262ZM262 99H260L261 100V102H263V100ZM106 100V99H105ZM107 100H110V99H107ZM106 100V101H107ZM140 100L138 99V102H140ZM169 100V101H168ZM181 100V99H180ZM179 100V101H180ZM201 100V99H200ZM216 100V99H215ZM234 100V101H235ZM251 100V101H252ZM49 99H48V102H51ZM155 103H154V102ZM186 101V100H185ZM191 101V100H190ZM210 101H211V103H210ZM230 101V100H229ZM233 101V105H234V102ZM237 101H239L238 99H237ZM243 101V100H242ZM27 102H30V101H28L27 100ZM27 102L25 103L26 104V106L28 105L29 106V104H27ZM32 102H30L31 104H30V107L32 106V107H34L33 105H32ZM36 102H40V99H39V101H38V99L36 100ZM35 102V103H36ZM46 102V101H45ZM116 102L118 103V104H120V105H118V104H116ZM137 102V103H138ZM142 102V101H141ZM145 102V101H144ZM254 102V101H253ZM261 102H260V104H261ZM41 103V102H40ZM57 103V102H56ZM143 103V102H142ZM142 103H139L141 106H142ZM152 103V104H151ZM154 103V104H153ZM176 103H178V101L176 102ZM181 103V102H180ZM179 103V104H180ZM187 103H188V101H187ZM229 103V102H228ZM228 103H227V105H228ZM231 103H232V101H231ZM240 103H242V102H240ZM240 103H238V104H240ZM244 103V102H243ZM242 103V104H243ZM250 103V102H249ZM248 103V104H249ZM42 104V103H41ZM41 104H35V106H39V105H41ZM46 105L48 104L47 102L45 103ZM173 104V103H172ZM189 104V103H188ZM190 104H192V102H190ZM189 104V105H190ZM43 105V104H42ZM49 105V104H48ZM47 105V106H48ZM150 105H153L155 108H154V110L153 109H151V106ZM156 105V106H155ZM178 105V106H177ZM181 105V104H180ZM202 105H205V106H203L202 107ZM219 105V106H220ZM251 105V104H250ZM252 105H254L253 103H252ZM251 105V106H252ZM262 105V104H261ZM158 106V107H157ZM163 106V107H162ZM185 106V105H184ZM232 106V105H231ZM236 106H237V104H236ZM240 106L242 107V105L240 104ZM239 106V109L241 108ZM244 106H246V103H245V105ZM260 107V105L258 104V105H256V107ZM31 107V108H32ZM51 107V106H50ZM53 107V110H56V112H58V110L60 111V113L62 112V110L64 109H66V108H68V107H66V108H63L62 106L57 110V109H55V108H58V107H56V106H52ZM55 107V108H54ZM217 107V106H216ZM215 107V108H216ZM222 107H224V105H222L220 108H222ZM226 107V106H225ZM224 107V108H225ZM235 107V106H234ZM238 107V106H237ZM255 107V108H256ZM262 107V106H261ZM38 108V107H37ZM39 108H42L43 110L42 111H45V109L47 110V107L45 106V109H44V107L43 106H39ZM61 108H63L62 110H60ZM172 108V109H171ZM183 108V107H182ZM185 108H186V106H185ZM196 108H197V111H196ZM211 108V109H212ZM224 108H222V109H224ZM227 109H228V107H226ZM225 108V109H226ZM246 108V107H245ZM36 109V108H35ZM51 110L50 111H52V108H50ZM70 109H68V110H70ZM153 110V112L154 111H156V112H152L151 110ZM156 109V110H155ZM175 109H177V111L175 110ZM186 109H188V108H186ZM207 109V108H206ZM222 109L221 110H219L218 112H216V113H219L220 111H222ZM238 109V110H239ZM242 109H244V107L242 108ZM257 110H258V108H256ZM263 109H264V107H263ZM32 110H33V108H32ZM162 110V111H161ZM174 110V111H173ZM182 110V109H181ZM189 110V109H188ZM208 110V109H207ZM216 110V109H215ZM218 110V109H217ZM231 110H233V111H231V112H235L234 110V108L233 109H231ZM246 110H248V108L246 109ZM251 110V109H250ZM252 110H255L254 108H252ZM256 110V111H257ZM31 111V110H30ZM30 111H29V113H30ZM212 111V110H211ZM210 111V112H211ZM227 112H228V110H226ZM226 111H224V112H226ZM255 111V113H256V115H258L259 113H257ZM17 112V111H16ZM16 112H14V113H16ZM23 112V111H22ZM33 112V111H32ZM35 112V111H34ZM47 112L48 113H50L48 110H47ZM68 112V117H66L67 118V120L69 119V114H72V113H69V112H72V111H67ZM174 112V113H173ZM176 112V113H175ZM188 112V111H187ZM208 112H209V110H208ZM212 112H215V111H212ZM223 112V114H225ZM229 112H230V110H229ZM260 113H264V112H261V110L259 111ZM11 113H13V112H11ZM13 113V115L15 116V117H17L15 114ZM18 113H20V112H18ZM24 114H25V112H23ZM39 113V112H38ZM51 113H54V111H52ZM59 113V112H58ZM60 113H59V115H60ZM75 113V112H74ZM171 114V115H169V114ZM221 113V112H220ZM243 113V114H244ZM3 114V113H2ZM17 114V113H16ZM27 114V113H26ZM25 114V115H26ZM44 114V113H43ZM57 114V113H56ZM56 114H53V115H56ZM61 114H63V113H61ZM64 114H66V112L64 113ZM175 114V115H174ZM177 114V115H176ZM178 114H179V116H178ZM183 114V118H184V113H182ZM215 114V113H214ZM214 114H212V116L214 115ZM228 113H226V115H227ZM231 114V113H230ZM250 115V118L248 117L249 115ZM5 115V114H4ZM6 115H8V114H6ZM11 115V114H10ZM12 115V116H13ZM25 115H23V116H25ZM30 115L32 116L33 115V113H30ZM37 115V114H36ZM40 115V114H39ZM46 115V114H45ZM58 115V114H57ZM172 115H174V120L173 121H175L176 122V124H177V126L179 127V129L177 130L176 128V130H174V131H172L171 129H169V125H170V122H172V123H174L175 124V122H173L172 120H171V118L173 117ZM209 115V114H208ZM216 115V114H215ZM231 115V116H232ZM260 115V114H259ZM262 115V114H261ZM0 116H2L1 114H0ZM9 116V115H8ZM13 116V117H14ZM20 116L22 117V114L20 113L19 114V119H18V117H17V119H13V120H17V124L20 122ZM27 117L29 116V114L28 115H26ZM31 116H29V118L31 119ZM42 116V115H41ZM40 116V117H41ZM44 116V115H43ZM49 116V115H48ZM65 116H67V114L65 115ZM169 117V118H166V117ZM181 116V117H180ZM206 116H207V114H206ZM217 116H220V118H222L221 117V115H218L217 114ZM223 117H224V115H222ZM239 116H241L240 118H241V120H239ZM5 117H7V116H4V119H5ZM11 117V116H10ZM35 117V116H34ZM34 117H32L33 119H34ZM46 117V116H45ZM55 117V116H54ZM54 117L52 118V116L50 117V118H52L53 120H51L50 118V120L51 121H53L54 122V124H55V120H54ZM57 117V116H56ZM59 117V116H58ZM176 117H177V120H176ZM178 117H180V118H178ZM210 118H211V116H209ZM213 117H216V116H213ZM238 117V118H237ZM244 117V118H243ZM251 117H253V118H251ZM7 118H9V117H7ZM64 117H62V118H58V121L60 122V120H62ZM71 118V117H70ZM80 118V117H79ZM217 118V117H216ZM234 118H237V119H235L236 120V122H235V120H233ZM244 119V121L246 120V122H242L243 121V119ZM247 118V119H246ZM28 119V118H27ZM29 119V120H30ZM35 119H36V117H35ZM40 118H38V120H39ZM44 119V118H43ZM42 119V120H43ZM48 119V118H47ZM77 119V118H76ZM100 119V120H102V122H101V124H100V122L98 121V120ZM202 119H204V121H201ZM227 118L225 117V119L224 120H226ZM228 119L229 120H231V118H230V116L228 117ZM7 120V119H6ZM10 120V119H9ZM12 120V119H11ZM24 120V119H23ZM26 120V119H25ZM28 120V121H29ZM64 120V119H63ZM183 120V119H182ZM187 120H188V122H187ZM193 120V121H192ZM220 120V119H219ZM229 120L228 121H226V125L227 124H229ZM247 120H249V122L247 121ZM263 120V121H262ZM21 121H22V119H21ZM31 121V120H30ZM33 121V120H32ZM45 121V120H44ZM57 121V122H58ZM69 121V120H68ZM89 121V122H90ZM158 121V122H157ZM209 121L211 122L212 120L211 119H209ZM217 121H218V118H217ZM222 121H223V119L222 120H220V122L222 123ZM239 121V122H238ZM16 122V121H15ZM26 122V121H25ZM34 122H35V120H34ZM39 122V121H38ZM41 122V121H40ZM50 122V121H49ZM57 122H56V124H57ZM61 122H63V121H61ZM60 122V123H61ZM64 122H65V120H64ZM71 121H69V124H70V126H72V124L70 123ZM92 122H90V123H92ZM99 122V123H98ZM181 123V124H179L178 125V123ZM213 122H215L216 123V121L214 120ZM224 122V121H223ZM228 122V123H227ZM241 122V123H240ZM2 123V122H1ZM23 123V122H22ZM26 123H28V122H26ZM31 123V122H30ZM30 123H29V125H30ZM52 123V122H51ZM104 123V124H105ZM163 123V124H162ZM166 123H168V126L167 125H165ZM184 123V124H183ZM204 123H202V126L204 127ZM219 123V122H218ZM221 123L219 124V126H223V125H221ZM8 124H10V123H8ZM20 124H21V122H20ZM25 124V123H24ZM24 124H23V126H24ZM39 124H41V123H39ZM39 124H37V125H39ZM89 124V123H88ZM92 124V125H93ZM94 124V125H95ZM175 124V125H176ZM190 124V125H189ZM229 124V125H230ZM231 124V125H232ZM6 125H7V122H6ZM16 125V124H15ZM15 125H13V126H15ZM22 125V124H21ZM44 125V124H43ZM49 126H50V124H48ZM52 125H53V123H52ZM166 127H165V126ZM174 125V126H175ZM180 125H181V127H180ZM183 125H185L186 127H184ZM233 125V126H234ZM23 126L21 127V128H23ZM27 126V125H26ZM25 126V127H26ZM31 127H32V125H30ZM29 126V127H30ZM59 126H61V124L59 125ZM172 126H173V124H172ZM190 126V127H189ZM217 126H218V124H217ZM234 126V128H236ZM249 126H251V127H249ZM258 126V127H257ZM263 126V123H262V125H261V127ZM12 127V126H11ZM17 127V126H16ZM24 127V128H25ZM28 127V126H27ZM53 127V126H52ZM91 127V126H90ZM95 127V126H94ZM105 127H106V125H105ZM168 127V128H167ZM176 127V126H175ZM177 127V128H178ZM197 128L199 127V126H196ZM200 127H201V125H200ZM199 127V128H200ZM210 127H213L214 128V124H213V126H210ZM226 127V126H225ZM264 127V126H263ZM262 127V128H263ZM6 128V127H5ZM37 128V127H36ZM47 128V127H46ZM55 128V127H54ZM75 128V129H74ZM82 128V129H81ZM184 129L185 130V132L187 131H189L190 133H185V135H188V136H190V137H188V136H185L184 135V130L182 131V133H183V135H182V133H181V130L182 129ZM186 128V129H185ZM189 128V129H188ZM217 128V127H216ZM219 128V127H218ZM227 128V127H226ZM231 128V126L229 127V129ZM9 129V128H8ZM7 129V130H8ZM33 129H34V127H33ZM38 129V128H37ZM93 130H94V128H92ZM201 129V128H200ZM204 129V128H203ZM202 129V130H203ZM222 129H224L225 130V133H227L228 131V128L227 129H225V128H223L222 127ZM5 130V129H4ZM3 130V131H4ZM6 130V131H7ZM10 130H11V128H10ZM35 131H37L36 129H34ZM33 130V131H34ZM48 130V129H47ZM55 130H56V128H55ZM83 130H85V128L83 129ZM120 130V131H119ZM124 130V132H121V131H123ZM191 130V131H190ZM202 130L201 131H197V133H198V136H199V133L201 132V134H202ZM217 130H219V129H216V132H217ZM221 130V129H220ZM234 130H236V129H230V131H233V134L236 132H234ZM246 130H248V131H246ZM254 130V129H253ZM12 131H13V129H12ZM15 131V130H14ZM26 131H28V130H26ZM41 131V130H40ZM39 131V132H40ZM43 131V130H42ZM52 131V130H51ZM57 131V130H56ZM126 131H129L128 133H125ZM175 131H179L181 134H179V133H177V132H175ZM204 131V130H203ZM213 131H215L214 129H213ZM227 131V132H226ZM17 132L18 133H16V132H14V133H16L17 134V136H18V134H19V130L17 129ZM22 132V131H21ZM24 132V131H23ZM22 132V133H23ZM38 132V131H37ZM44 132V131H43ZM53 132V131H52ZM59 132V131H58ZM63 132V131H62ZM85 132V131H84ZM87 132V131H86ZM95 132H96V130H95ZM105 132V133H106ZM116 132V133H117ZM120 132L122 133L121 135H124V138H126V139H124V140H122L123 138V136H121L120 135ZM219 132V131H218ZM239 131L237 130V133H238ZM240 132H241V130H240ZM239 132V133H240ZM247 132V133H246ZM2 133V132H1ZM0 133V134H1ZM11 133V132H10ZM30 133V132H29ZM33 133H35V132H33ZM109 133V134H108ZM220 133V134H221ZM232 133V132H231ZM24 134H27V133H25L24 132ZM41 134V133H40ZM44 134V133H43ZM49 134H50V132H49ZM52 134V133H51ZM61 135H63L62 133H60ZM74 134V133H73ZM80 134H82V135H80ZM86 134V135H85ZM89 134H91V135H89ZM205 134H203L202 136H204ZM232 134V136H234ZM248 134H250V136L251 135H253L252 133H248ZM6 135V134H5ZM22 136H23V134H21ZM20 135V136H21ZM31 135H32V132H31ZM76 134H74L73 136H75ZM77 135V136H78ZM83 135H84V137H83ZM93 135H95V137L93 136ZM99 135H100V138H99ZM101 135L103 136V137H101ZM126 135V136H125ZM128 135V136H127ZM193 135V136H192ZM227 135L229 136L230 134H229V132L227 133ZM236 135H239V134H236ZM255 135V134H254ZM253 135V136H254ZM16 136V135H15ZM16 136V137H17ZM25 136V135H24ZM24 136L23 137H21V138H24ZM36 136V135H35ZM43 136V135H42ZM47 136H48V134H47ZM51 136V135H50ZM49 136V137H50ZM65 136V135H64ZM72 136V135H71ZM82 136V137H81ZM86 136V137H85ZM104 136H105V139H104ZM192 136V137H191ZM249 136V137H250ZM26 137V136H25ZM46 137V136H45ZM109 137V136H108ZM114 137H118L119 138V140H121V142L122 141H124V143L122 144V147L121 148H123V150H121L122 152L123 151H125V152H123L124 154H122L121 153V155H120V153L119 154H117V153H115V155L117 154V156H116V159L119 157V159H118V161L119 160H121V161H119L120 163L123 161H125L124 159L122 160L121 158L124 156H126V158L128 157V159H126L127 160V162H128V160H130L129 161V163H127L128 165H127V167L129 166V169H130V167L133 165V167H135L136 166V162H137V164H139V163H141V164H145L144 166H146V167H140L141 168V170H140V172L138 173L136 170H138V169H136V170H133V171H131L130 170V172H129V174L127 175V176H125L126 174H124V179H122L123 180V182H124V184H125V186L123 185V187L122 188H124V190H125V193H124V195H123V197L122 198H120V196H117V194L118 193H122V192H124V190H122V189H120V190H122V192H120L119 190V192L118 191H116V189L115 190H113V189H111L112 187H115V186H119L120 188H121V184H123L121 181H117V179L116 178H118L117 176L119 175V173H121V171H122V167H120L121 165H123V162H122V164H118L119 162L118 161H115V164H116V162H117V167L116 166H114L115 168H118V167H120V172L118 173V175L115 177L114 176V174H113V176L114 177H112V178H115V179H112L111 178V174L113 173L111 170L112 169H115L114 167H111L110 165H115V164H113V162H114V160L111 162V159H113V158H115V155H114V157L113 156H111V159H109L110 158V156L108 157V155H110V153L112 152L111 150L113 149V147L115 146V147H117L118 146V144H120V143H116L117 145H115L114 144V142H119V140L118 139H116V138H114ZM210 137H212L211 139H210ZM224 137H227V136H224ZM18 138V140L17 141H19V137H17ZM28 138V137H27ZM29 138H31V137H29ZM54 138V137H53ZM66 138V137H65ZM72 138V137H71ZM74 138V137H73ZM82 138V139H81ZM95 138H98V142H97V139H95ZM103 138V139H102ZM194 138V139H193ZM220 138V139H219ZM251 138V137H250ZM7 139V138H6ZM35 139V138H34ZM68 139V138H67ZM75 139V138H74ZM77 139V138H76ZM75 139V140H76ZM192 139H193V141H192ZM206 139V138H205ZM10 140V139H9ZM24 140H25V138H24ZM27 141H28V139H26ZM54 140V139H53ZM59 140V139H58ZM95 140H96V142H95ZM105 140V141H104ZM118 140V141H117ZM195 140V141H194ZM227 140V139H226ZM21 142H23V139L22 140H20ZM19 141V142H20ZM90 141V142H89ZM252 141H254V142H252ZM9 142H13V141H8V143L7 144H9ZM14 142H15V140H14ZM50 142V141H49ZM66 143H67V141H65ZM77 142V141H76ZM105 142V143H104ZM107 142V143H106ZM244 142V141H243ZM249 142H252V143H249ZM26 143V142H25ZM51 143V142H50ZM64 143V142H63ZM90 143H91V146H90ZM101 143H104V145H103V148H101V150L102 149H105L106 151H107V149H108V151H107V154H108V152H109V154L107 155L105 152L106 151H102L101 152V150H100V147H101ZM12 144V143H11ZM10 144V145H11ZM32 145V143H29L27 146H30L31 147V145ZM101 144V145H100ZM106 144L107 145H109V146H112L111 144H113V146H112V149L111 148H109L108 146H106ZM10 145H8V146H10ZM25 146H26V144H24ZM46 145H48V144H46ZM50 145V144H49ZM48 145V146H49ZM76 145V144H75ZM87 145V146H86ZM248 145V146H247ZM13 146V145H12ZM11 146V147H12ZM47 146V147H48ZM50 146H52V145H50ZM60 146H62V144L61 145H58V148H60ZM100 146V147H99ZM118 146V147H119ZM227 148H226V147ZM13 147H15V146H13ZM32 147H33V145H32ZM78 147V146H77ZM105 147V148H104ZM108 147V148H107ZM247 147V148H246ZM34 148V147H33ZM32 148V149H33ZM62 148V147H61ZM99 148V149H98ZM35 149V148H34ZM65 148H63V149H61L62 151L64 150ZM80 149V148H79ZM78 149V150H79ZM148 149H150V152H151V150L155 153V155L156 154H159V156L157 155V156H154V155H151V154H148L147 156H145L146 155V152L147 153H150L149 152V150ZM164 149V150H163ZM166 149H168V150H166ZM5 150V149H4ZM12 150V149H11ZM10 150V151H11ZM36 150V149H35ZM60 150V151H61ZM77 150V151H78ZM95 150H98L97 151V153H99V155L96 153V151ZM114 150H116L117 151V148H114ZM147 150V151H146ZM170 150V151H169ZM34 151V150H33ZM65 151V150H64ZM91 151V152H90ZM111 151V152H110ZM115 151V152H116ZM120 151V150H119ZM163 151V152H162ZM166 151H168V152H166ZM8 152V151H7ZM14 152V151H13ZM30 152H31V150H30ZM36 151H34V153H35ZM52 152V151H51ZM57 152V151H56ZM66 152V151H65ZM65 152H63V155H64V153ZM81 152V150L79 151V155L81 154L80 153ZM85 152H82V156L80 157V158H83V156H85V154H83V153H85ZM89 152L90 153H92V155L90 154V157H89ZM93 152H94V154H93ZM100 152L102 153V156L100 155ZM118 152V151H117ZM145 152V153H144ZM152 152V153H153ZM165 152V153H164ZM2 153V152H1ZM6 153V151L4 152V154ZM12 153V152H11ZM105 155H107L106 156V158L104 157L103 158V156H104V154ZM8 154V153H7ZM14 154H16L15 152H14ZM54 154V153H53ZM66 154V153H65ZM97 154V155H96ZM114 153H111V155H113ZM9 155H13V154H10V152H9ZM67 155V154H66ZM93 155H94V158H93ZM35 156H37L36 154H35ZM96 156H99V157H96ZM68 157V158H67ZM75 157H76V155H75ZM89 157V158H88ZM91 157L93 158V160L94 161H90V159H91ZM101 157V158H100ZM108 157V158H107ZM123 157V158H124ZM135 157V158H134ZM64 158V157H63ZM95 158H98V159H95ZM100 158V159H99ZM103 158V159H102ZM76 159V158H75ZM108 161L107 162V164H106V160ZM132 159V160H131ZM18 160V159H17ZM63 160H61V161H63ZM74 160V159H73ZM82 160V159H81ZM98 160H99V162H98ZM136 160V161H135ZM140 162H139V161ZM58 161V160H57ZM79 161V160H78ZM98 162V163H100V164H98V163H96V162ZM102 161H105V162H102ZM110 161V162H109ZM135 163H134V162ZM153 161H154V164H153ZM90 162H91V165H90ZM95 163L96 165H97V167L96 168H99L98 169V171L99 170H101L102 168H103V164L105 165L106 164V167H105V169L107 168V170H109V171H111L110 173H109V177L113 180V181H115L114 183H116V184H114L113 183V181H109L110 183H113L112 184V186H110L111 184L109 183V182H107L108 181V178L109 177H107V175L105 176V173H106V171H105V169L103 168V170L105 171H103V172H100V173H97V175H99V174H102V178L100 177V176H98L99 178H97V177H95V175L96 174H93V173H95V171L97 170H95L94 171V169L95 168H93L92 166H94L95 164H92V163ZM131 162V163H130ZM16 163V162H15ZM59 163V162H58ZM75 163H77L76 161H75ZM132 163H134V164H132ZM9 164V163H8ZM13 163H11V165H12ZM17 164V163H16ZM108 164H109V167H107L108 166ZM126 163H124V165H125ZM130 164V165H129ZM141 164H140V166H141ZM0 165H3V164H0ZM100 165V167H98ZM123 165V166H124ZM149 165V166H148ZM4 166H5V164H4ZM3 166V167H4ZM58 166V165H57ZM74 166V165H73ZM85 166H87V167H85ZM137 166H139V165H137ZM156 166V167H155ZM69 167V168H68ZM90 167V168H89ZM125 167V166H124ZM123 167V168H124ZM51 168V167H50ZM75 168V167H74ZM91 168H92V171H91ZM109 168V169H108ZM126 168V167H125ZM125 168H124V170H125ZM154 168V169H153ZM156 168V169H155ZM3 169V168H2ZM1 169V170H2ZM5 169V168H4ZM13 169V168H12ZM12 169H10V170H12ZM22 169V168H21ZM41 169V168H40ZM90 169V170H89ZM134 169V168H133ZM6 170H9V169H6ZM25 170L27 171V173H26V175H28L29 176V174H30V172H31V170H30V168H29V171H28V169H23V171L25 172ZM59 170H62V171H59ZM117 170V169H116ZM123 170V171H124ZM128 169H126V171H127ZM13 171H17V169L16 170H13ZM35 171H36V169H34V174H35ZM89 171H91V172H89ZM94 171V172H93ZM98 171H96V172H98ZM108 171V172H109ZM122 171V172H123ZM125 171V172H126ZM1 172V171H0ZM3 172H4V170H3ZM22 172V171H21ZM41 172V171H40ZM43 172H45V170H43ZM66 172L68 173V175L66 174ZM107 172V173H108ZM2 173V172H1ZM5 173V172H4ZM3 173V174H4ZM8 173V172H7ZM38 173H39V171L37 170V172H36V174L38 175ZM42 173V172H41ZM47 173V172H46ZM45 173V174H46ZM89 173V174H88ZM92 173V174H91ZM104 173V174H103ZM126 173H128V171L126 172ZM143 173V174H142ZM31 174H33V171L31 172ZM30 174V176H32ZM35 174V175H36ZM44 174V175H45ZM82 174H84L83 176H82ZM91 174V175H90ZM117 174V173H116ZM11 175V174H10ZM16 176L17 175H19L20 176V178H22L21 177V175H24V178H26L25 177V174H15ZM14 175V176H15ZM36 175V176H37ZM41 175V174H40ZM47 175V174H46ZM55 175V176H54ZM57 175V176H56ZM72 175V174H71ZM94 175V176H93ZM107 177V180H106V178L104 177ZM0 176H2V174L0 175ZM7 176V175H6ZM9 176V175H8ZM14 176H12L13 177V179H15V180H17L18 181V179H16V178H14ZM30 176H29V178H30ZM90 176H93V177H90ZM3 177V176H2ZM10 177L11 176H9V179H10ZM34 177V176H33ZM33 177H31V179H33ZM42 177V176H41ZM40 177V178H41ZM74 177H77V179H79V181H77V179L75 178L74 179ZM79 177H83V178H79ZM103 177H104V181H101L102 182V185L104 184L106 187V190H105V188H104V186L102 187V186H99V189H98V185H100L101 183L100 182H98V179H99V181L100 180H102L103 179ZM19 178V177H18ZM19 178V179H20ZM35 178L36 177H34V180H35ZM71 178V177H70ZM89 178H91V179H89ZM92 178H94V180H92ZM95 178H97V180L95 179ZM1 179V178H0ZM6 179V184H8L9 182L11 183L12 182V184H13V179L12 180H10L9 182H8V178L7 177H5L4 178V180ZM23 179V178H22ZM31 179H28V178H26V179H23V180H21V181H24L25 180V182H26V180H31ZM45 178H43V180H44ZM63 179V178H62ZM111 179H109V180H111ZM121 179V178H120ZM36 180H38L39 181V179H37L36 178ZM35 180V181H36ZM46 180H48V179H46ZM70 180V179H69ZM32 181L33 180H31L30 182H31V187H33L32 185L33 184H35V186H37V187H39L38 186V183H40L42 180H40V182H35L34 183V181H33V184H32ZM52 181V180H51ZM52 181V182H53ZM97 181V182H96ZM3 182V181H2ZM5 182H3V184L5 183ZM47 182V181H46ZM94 182H95V184H94ZM105 182V183H104ZM118 182H121V183H118ZM17 183V182H16ZM22 183L23 182H21V183H17L18 185V188L17 189H19L21 186L20 185H22ZM28 183V182H27ZM98 185H97V184ZM100 183V184H99ZM148 184V185H146V184ZM12 184H8V185H4V189L7 187V186H11ZM20 184V185H19ZM26 184V183H25ZM30 184V183H29ZM52 184V183H51ZM50 184V185H51ZM93 184H94V186L96 187V185H97V189H98V195H100V197L99 198H93L92 199V197H90L89 198V196L90 195H88V194H90L91 192V187L93 186ZM108 184V185H107ZM13 185H16L15 184V182H14V184ZM40 185H43L42 184V182H41V184ZM49 185V186H50ZM92 185V186H91ZM1 187L3 186L2 184L0 185ZM10 186H9V188H10ZM16 186V187H17ZM20 186V187H19ZM23 186V185H22ZM58 186H60V187H58ZM91 186V187H90ZM110 188H109V187ZM117 186V187H118ZM31 187L29 186V189H31ZM45 187H46V185H45ZM88 187L91 189V190H89L88 189ZM107 187L109 188V190L107 189ZM116 187V188H117ZM119 187H118V189H119ZM7 189V190H11V189H13V192L15 193H13L12 192V190H11V192L13 193V195H16V194H18V192L16 193V189H14V188H10V189ZM22 188V187H21ZM36 188V187H35ZM41 188V187H40ZM40 188H39V190H40ZM44 188V187H43ZM93 188V190H95L96 188H94V187H92ZM23 189V190H22ZM21 190H22V192H24V188H22ZM34 189V188H33ZM31 189V193H35L34 191L35 190H38V189ZM49 189V188H48ZM86 189H88L89 190V192L90 193H88L87 191L88 190H86ZM97 189H96V191H97ZM42 190V189H41ZM40 190V191H41ZM61 190V189H60ZM68 190V189H67ZM108 190V191H107ZM0 191H1V189H0ZM4 191V190H3ZM43 191L44 190H42L41 192H42V197H43V195L44 196H46L45 194L46 193H44L43 194ZM69 191V190H68ZM95 191V192H96ZM8 192V191H7ZM21 192V196H22V193ZM27 192H29V190L27 191ZM37 192V191H36ZM41 192H40V194H41ZM58 192V191H57ZM66 192V193H65ZM64 193L65 194H67V191H65ZM112 194H110V193ZM25 193V192H24ZM39 193V192H38ZM51 193V192H50ZM63 193V194H64ZM86 193H88V194H86ZM0 194H1V192H0ZM10 195H11V193H9ZM39 194V195H40ZM75 194H79V196H77L76 197V195ZM84 194H86L85 195V197L83 196ZM93 194H94V191H93ZM1 195H3V194H1ZM8 195V194H7ZM25 195V194H24ZM36 195V194H35ZM39 195H36V196H39ZM59 195V196H58ZM97 195V194H96ZM119 195V194H118ZM121 195V194H120ZM65 196V195H64ZM88 196V197H87ZM8 197V196H7ZM10 197V196H9ZM16 197V199H17V195L15 196ZM31 197H32V195H31ZM51 197H55V200L53 201V199L51 198ZM56 197H58L57 199H56ZM62 197V198H61ZM88 199H87V198ZM94 197H97V196H95V194H94ZM119 197V198H118ZM12 198V197H11ZM33 198L35 199V197L33 196ZM38 199H39V197H37ZM36 198V199H37ZM46 198V199H45ZM49 198H51V202H50V199ZM61 198V199H60ZM86 198V199H85ZM15 199V198H14ZM23 200V199H22ZM24 200L26 201V199L24 198ZM31 200V199H30ZM15 201V200H14ZM17 201V200H16ZM29 201V200H28ZM21 202V201H20ZM31 202H29V205H31L30 204ZM1 204V203H0ZM5 204H6V202H5ZM5 204H4V206H5ZM2 205V204H1ZM0 205V206H1ZM25 205H27L25 202H23V203H21V206H25ZM9 207H11L10 205H8ZM7 206V207H8ZM17 206V205H16ZM8 207V208H9ZM31 206H29V208H30ZM22 209H23V207H21ZM41 208V207H40ZM39 208V209H40ZM5 209V208H4ZM9 209H11V208H9ZM44 209H45V211H44ZM20 210V209H19ZM29 210V209H28ZM34 210V209H33ZM36 211V215L38 216V213H41L42 214V211ZM25 211V210H24ZM31 211H32V209H31ZM30 211V212H31ZM17 212H19V211H17ZM22 212V211H21ZM26 212V211H25ZM24 212V213H25ZM29 212V211H28ZM32 212H34V211H32ZM0 214H2V212H0ZM6 214V213H5ZM35 214V212L32 214V216ZM41 214H39L40 216H41ZM48 214H51V212L50 213H48ZM54 214H56L55 216H54ZM9 215V214H8ZM7 215V216H8ZM21 215V214H20ZM26 215V214H25ZM1 216V215H0ZM22 216H24V215H22ZM22 216H20V218L22 217ZM28 216V215H27ZM31 215L29 214V216L28 217H30ZM40 216H38V217H40ZM11 217H13V216H11ZM16 217V219L18 218V219H20L19 217H17V215L15 216ZM26 217V216H25ZM27 217V219H29ZM5 218V217H4ZM10 218V217H9ZM14 218V217H13ZM23 218V217H22ZM32 218V217H31ZM30 218V219H31ZM43 218V217H42ZM15 219V218H14ZM14 219H12V220H14ZM25 219V218H24ZM37 220H39V219H36L35 221H37ZM1 221V220H0ZM7 221V220H6ZM16 221H20V220H16ZM41 221V220H40ZM32 222V221H31ZM47 222H46V225H47ZM7 223H8V221H7ZM24 223V220H22V224ZM43 223V222H42ZM3 224V223H2ZM5 224V223H4ZM11 224V226L13 225L12 223H10ZM9 224V225H10ZM16 225H17V223H15ZM33 224H34V217H33ZM36 224H38V222L36 223ZM40 224H41V222H40ZM54 224H53V227L54 228H56L55 226H54ZM1 225V224H0ZM16 225H14V226H16ZM32 225V224H31ZM31 225L29 226L28 224H27V226H29V227H31ZM19 226V225H18ZM40 226V225H39ZM44 226H45V223H44ZM29 227H28V229L27 230H29ZM2 228H3V226H2ZM20 228H21V226H20ZM19 228V229H20ZM22 228H24V227H22ZM34 228H37V227H34ZM40 228V227H39ZM42 228H45V227H43V224H42ZM42 228H40V229H42ZM46 228H47V226H46ZM5 229V228H4ZM4 229H1V230H4ZM10 229V228H9ZM18 229V228H17ZM18 229V231L20 232V230ZM40 229H39V231H38V229H37V231L38 232H40ZM51 229V228H50ZM11 230H12V228H11ZM10 230V231H11ZM14 230V229H13ZM24 230V229H23ZM32 230H33V227H32ZM32 230H31V232H32ZM44 230V229H43ZM48 230V229H47ZM46 230V231H47ZM6 231V230H5ZM17 230H16V233L18 232ZM30 231V230H29ZM35 231V233H33ZM34 231L32 232V234L34 235V236H36V234H37V231H36V229H34ZM45 231V232H46ZM19 232L17 233L18 235H19ZM30 232V233H31ZM47 232H49V231H47ZM54 232V231H53ZM1 233H2V231H1ZM4 233H6V232H4ZM4 233H2V234H4ZM10 233V232H9ZM11 233H12V231H11ZM21 233H24V234H22V236H24V238L25 239H27V241H25V242H27L26 244H28L29 245V243H32V242H29L28 243V241L29 240H31L30 239V237L31 236H29V240H28V232L26 231V233H28L27 234V236H25V232H23L22 230H21ZM43 233V232H42ZM52 232H51V230H50V233L49 234H51ZM8 234V233H7ZM6 234V235H7ZM14 234V233H13ZM39 234V233H38ZM55 234H56V232H55ZM12 235V234H11ZM10 235V236H11ZM18 235H15V236H18ZM21 235V234H20ZM33 235H32V237H33ZM53 236H54V234H52ZM51 235V237H53ZM12 236H14V235H12ZM15 236H14V238H15ZM38 236V235H37ZM40 236H43V235H41L40 234ZM5 238H3L2 236H1V238H2V240H3V242L5 243V239H7L6 240V242L8 241V244L6 243V246L7 245H9V235H8V237L9 238H6V236H4ZM48 237H50V236H48ZM48 237H46L48 240L47 241H49V239H52L53 240V238H48ZM13 238V239H14ZM18 238V237H17ZM16 238V239H17ZM21 238V237H20ZM23 238V239H24ZM36 238V237H35ZM33 239L32 238V240H35V242H36V240L38 239L39 241H40V239L39 238H36V239ZM41 238V237H40ZM45 238V237H44ZM12 239V238H11ZM15 239V241H16V244H15V246L16 247H13L12 246V248H11V251L13 250V252H14V250H15V252L14 253H17L16 252V250L17 249H19L18 247H21L20 246V244L22 245V241L21 242H17V240ZM19 239V238H18ZM22 239V238H21ZM20 240V239H19ZM38 240H37V242H38ZM15 241H13L12 240V242H15ZM41 241H42V243H43V241L44 240H42L41 239ZM46 241V239H45V242L46 243H48ZM51 241V240H50ZM11 242V241H10ZM33 243V248H35V246H34V244L35 245H37V242L36 243ZM44 242V243H45ZM54 242V241H53ZM0 243L2 244V241H1V239H0ZM42 243H41V245H42ZM50 243V242H49ZM13 244V243H12ZM12 244H10V245H12ZM39 244H40V242H39ZM39 244H38V247H37V249H40L39 248ZM28 245H26V246H28ZM51 245V244H50ZM54 245V244H53ZM2 246H3V249H4V246L5 245H3L2 244ZM29 246H31V244L29 245ZM43 246H45V244L43 245ZM7 247H9V246H7ZM6 247V248H7ZM42 247V246H41ZM47 247V246H46ZM50 248L49 249H51V248H53V247H51V246H49ZM5 248V250H7ZM15 248V249H14ZM17 248V249H16ZM31 248V249H30ZM43 248V247H42ZM48 248V247H47ZM47 248H45V249H47ZM22 249H24L23 248V246H22ZM26 249H27V247L24 249L25 251V254L24 255H22V252L23 251H21V249H20V252H21V254H20V252H19V254L21 255V256H19L18 254V256L19 257H13L12 255L14 254H12V253H9L8 252V250H7V252L9 253V254H11V256L14 258H11L12 260H14L15 262H16V260H15V258H17V261L19 262H17L16 264H20V261H23V262H21V263H25V264H32V263H34V264H41L42 262H44V259H45V257H44V254H42L41 253V250H39L40 252H39V254H41V255H43V259L41 260L42 262H40V263H37L39 260H40V257L41 256H39V258H38V256L36 257V258H33V259H31V260H35V261H31V260H29L30 258L29 257H35V256H31L32 254H33V252L32 253H30L31 251H29V250H32V247H29L28 249H27V252H26ZM44 249V248H43ZM45 249H44V251H45ZM48 250V249H47ZM2 251H4V250H1L0 249V252H2ZM28 251H29V253H28ZM32 251H34V250H32ZM37 250H35V252H36ZM49 251V250H48ZM34 252V254H36ZM45 252H47V251H45ZM4 253V252H3ZM26 253H28V254H26ZM49 253V252H48ZM52 253H50V255L52 254ZM0 254H2V253H0ZM5 254H6V252H5ZM7 255L6 254V258H7V256H10V255ZM48 255V254H47ZM52 255V257H54ZM4 257V256H3ZM22 257H23V260H22ZM48 256H46V258H47ZM2 258V257H1ZM19 258H21L20 259V261H19ZM25 258H26V260H25ZM27 258H29L28 260L29 261H27ZM39 259V260H38ZM9 260H10V258H9ZM11 260V263H9V264H12V261ZM36 260H37V262H36ZM46 260H48V258L46 259ZM46 260H45V263H46ZM50 260H52V258L50 259ZM50 260L49 261H47V262H50ZM53 260H55V259H53ZM26 261V262H25ZM59 261V262H60ZM3 262H5V260L3 261ZM8 262H10V261H8ZM31 262V263H30ZM57 262V260L56 261H54V262H52L51 261V263L53 264V263H56ZM1 263V262H0ZM6 263V262H5ZM7 264V263H6ZM14 264V263H13ZM44 264V263H43ZM48 264V263H47Z\"/></svg>",
    "mask_w": 264,
    "mask_h": 264
},
{
    "label": "rangeland",
    "instance_id": "2",
    "mask_svg": "<svg viewBox=\"0 0 264 264\" xmlns=\"http://www.w3.org/2000/svg\"><path fill=\"white\" fill-rule=\"evenodd\" d=\"M3 1V0H2ZM1 0H0V3L2 2ZM29 1V2H28ZM42 1L43 0H40L39 2H37V0H35V2L32 0H5V1H3V4H0V11H1V17L0 18H2V20L0 19V21H1V24H5L4 25V28H6L5 26H7V31H10L11 29H12V27H13V24H15L14 26H15V30H14V28L12 29L13 31V34L12 35H14V36H16L18 39H19V36H20V38L22 37V35L21 34H24V32L26 31L24 28L26 27V29L28 30H33V32L35 33V32H38L37 30H38V25L40 26L42 23H44V22H48V24H49V26H50V24L52 25L53 24V29L54 30H52L51 32L53 33V40L55 39V40H57V42L59 43L58 45H61L60 47H62L61 49H59V51H58V49L57 48H60L58 45H57V47L56 48H54V45L56 46V42L55 41H53L52 40V45H53V48H51V50H50V48H49V50L48 51H42V54H41V52L39 51V54L37 55V52L36 51H38V50H35V49H37V48H35L34 47V54H33V56H30V57H27V55H26V53L24 52V50L21 48V47H14V50H18V48H20L19 50H18V54H17V52H15V54H13V56H12V49L11 50H7V45L5 44V41L4 40H1V44L2 45H0V71H1V73H0V114L2 115V116H0V164H3V165H0V171L2 172H0V175L2 174V176H0V185L2 184L3 186L1 187L0 186V189H1V194H3V195H1L0 194V203L2 204H0L1 206H0V212H2V214H0L1 216H0V239H1V241H2V244L3 245H5L4 246V249H3V246H2V244L0 243V249L1 250H4V251H2V252H0V253H2V254H0V264H9V263H11V258H13V257H19V256H21L20 254H21V252H20V249H21V251H23L22 252V255H24L25 254V248L27 247V249L29 248V247H32V250H34V251H32V250H29V251H31L30 253H32L33 252V254L31 255V256H35V257H29V258H27V261H29V260H31V259H33V258H36L38 255L39 256H41L40 257V260L37 262V260H36V262L37 263H40V262H42L41 260L45 257V259H44V262H42L41 264H52L51 263V261L52 262H54V261H56L57 260V262L56 263H53V264H66V262L65 263H63L62 261H60L59 259H58V256L57 255H53V253L55 254H57V248H56V244H57V242H58V232H57V229H58V226H55V224H54V226L56 227V228H54L53 227V224H52V227L49 225V224H51V222L53 221V219L55 218V217H52L51 215H53L52 213L54 212H56L57 213V215H60V210H57V211H51L50 210V212H51V214H48V213H50V212H46L45 211V209H47L46 207L48 206V204L49 203H47V202H49V200H47L46 198V201H43V199L42 198H44V197H47L48 198V192H49V196H52V191L54 192L53 193V195L54 196H57V194H61V191L62 190H65V189H62V187H60V186H58V187H60V189L58 188L57 189V191H56V193H55V189L57 188V187H55V186H57V184L56 183H59V182H61L62 180H64V177H62V178H60V181H59V179L58 180H56L57 179V177H59V176H61L59 173H62L63 175H64V170L65 169H63V172H57L56 174H58L59 176H57V177H54V179H52L53 178V176L51 177V179H50V173L49 172H51L53 169H52V167L54 168V166L55 167H57V169H61V168H63V166H64V168L66 167V169H67V163H68V161H67V159H66V161H67V163H64V161L65 160H63V159H65L66 158V156H69V158H68V160H69V163H72L73 165H69V167L70 166H72V167H70L71 169H67L66 171H73V170H75V171H77L76 169H77V164L79 163V165H78V168H82V173L83 172H85L86 170L85 169H87L88 167L87 166H85V167H87V168H83L84 166H83V164H85V165H88V164H86V162L85 161H87L88 162V160H86L87 158H86V152H87V150H89L90 148H91V151H93V149H92V147L94 148L95 146H97L98 145V138H95V139H97V142L98 143H94V144H97V145H95V146H91V143H90V146L91 147H89L88 148V146H87V150H84V148H82L81 149V146L80 145H82V143L81 142H83V144H84V142H85V140H86V142H87V137L86 138H83V139H85L84 141H80L79 142V140H80V136L78 135L79 134V131H78V133H77V130H79L80 129V126L82 127V126H84V124H85V126H87V125H89L88 127H84L85 128V130H83L82 128V131H83V133H88V132H90L91 130L92 131H94V132H92V133H95L96 135L98 134L97 132V130H98V128H97V126L99 127V131H101L102 129H104L105 128V130H103V131H105L106 132V129H109L108 128V126L110 127V128H113V127H111L110 126V124L108 123V124H106L105 122H102V120H98L99 122H100V124H101V122H102V126H100V125H96L97 124V121H96V119H95V117H93L94 118V120H95V125L93 124V120L91 119V121H90V117H89V115H85L84 113H82V112H78V110H76L77 111V113L79 114V113H82V114H84L85 115V117L86 116H88V117H86V119H89L86 123L85 122H83L84 120V118L79 114V116L77 115V113H76V111H73L74 110V108L73 107H70V106H68V105H65V104H63V103H60L59 101H55V100H53L52 99V101H51V98H48L51 102H48V99L46 98V102L49 104H45L46 102L43 100V98L44 97H42V100H41V97L39 98V96L38 97H36L37 95H33V94H31V93H29V89L28 88H26V87H23L22 85L20 86V82L21 81H19V80H22L23 82H24V84L27 82L28 83V81L31 79V76H30V73H31V69H35V67H36V65L37 66H40V65H42V64H44V62H46L47 61V63L45 64L46 65V67H45V70H47V72H48V74H49V76L50 77H52V76H59V75H63V77H62V75H61V77L62 78H64V82H65V79H66V81H68V80H70V79H68L67 80V78H65V77H67L68 76V74H70L69 76H70V78H72L71 76H73L74 78H72L73 80H75L76 79V77H77V79L76 80H78V83L77 84H81V83H84V84H81L80 86L83 88V86L84 85H87L88 86V89L90 90V89H92L93 91L92 92H94V94L96 93L97 94V92H99L97 95H96V97H95V95L91 92V90H90V92L93 94V98H95V99H97V96H99V94H100V96L101 97H103V100H104V102L107 104V102H108V104H110V101H111V99L113 100V101H111V104L113 103V104H115V99L117 98V100L116 101H118L120 98H122V96L124 95V97L122 98V101H123V99L125 98V96H126V93H127V91H128V93H129V91H131L132 93H133V91H134V93L133 94H136V95H133V96H131L132 95V93L130 92V94H127V96H126V99L127 98H132V99H134V98H137V102H138V99L140 100V98H139V96L138 97H135V96H137V94L139 93L140 94V97H141V100H140V102H134V104H136V105H138V106H140V107H142V108H144L145 106L144 105H146L145 103H146V101H147V99H152V97L151 96H154V97H156V101H158L157 102V104L159 105L160 103H159V100L157 99V97H159V99H160V97H161V99H162V101H160L161 102V105H163V106H165L163 103H165L164 101H166L167 100V98H169V100L170 99H172L171 101H175L172 97H171V95H173V93H174V96H175V93L177 92V99H176V101H175V104H178L177 106L179 107H175V104H174V102H171L170 101V105H171V107H174V108H178V109H180V110H178L179 112L180 111H183V109L185 110V112H180L179 114L180 115H182V119L180 118V117H178V118H180V120L181 121H186V118L185 117H187V119H189L190 118V120L189 121H191V118H192V115L194 114V113H196V112H194L195 111V107H197L198 106V104H199V102L200 101H202L203 102V100H205L204 102H206V100H207V104H209V97L212 95V94H206V93H212V90H216L217 92H215V90L213 91V97H214V99L213 98H211V101H215V103H216V101H217V99H218V97H216V96H219L218 95V91L220 92L222 89H225V88H223V85H226L227 84V82H231L230 84L228 83V85L226 86L227 88L229 87V90L230 91H228V94L230 95L231 94V96H233V94H234V91H233V94L231 93V90H235V92H236V90H238V89H240V91L242 92V93H244V95L241 93V92H239V90L237 91V93H235L234 94V96L236 95H239V93H241V95L240 96H238V98L235 96V98H236V100L234 101L233 99H232V97H231V99H229V95L227 94V88H226V91L224 90V92H222V94H224L225 96H223V97H228V101H223V100H225L226 98H222V96H221V98H219L218 99V101L222 104V102L221 101H223V103L224 102H229L228 103V105H227V103H226V105H225V103L224 104H222V105H224V107L226 106V107H228V109L226 108H224V107H222V108H224V109H222V108H220L222 105H216L215 104V106L212 108V105H213V103H211V101H210V103L211 104H209V108H208V106L206 105H202V107L203 106H205L208 110H209V112H208V110L205 108V109H203V111L204 110H206L207 112H205V115L201 112V109L199 108V106H201V104H203L202 102L199 104V106L197 107L198 108V110H199V112H200V114L203 116V118L204 119H206L205 121H208V123L210 124V123H212L210 126H213V124H214V128L213 127H210L209 125H208V123H204V122H202V123H204L203 125H204V127L202 126V123L200 124L201 125V127H200V125H198V123L200 122V120H199V118H196L197 116L196 115H198L199 113L197 112L194 116H196V117H194L193 116V118L195 119H198L199 120V122H197L196 120H194L193 118V122H189L190 124H192V123H194V122H197V123H195L192 127L193 128H191L192 129V131L193 130H195V132H196V134H195V132L194 133H192L193 135L195 134V137H196V139L198 140L199 139V141L200 142H202V141H204V140H207V139H209L208 138V136L207 137H205L206 135H207V133H208V135L210 134L211 135V133L213 132V133H218V134H216V137L219 135V136H221V138H222V133L221 132H224V136H227V137H224L223 136V139H222V142L221 141H219L218 143L220 144L221 143V147L222 148H224L223 147V145L227 142L228 143V141L230 140H228V137L230 138V137H235V138H237L238 136L240 137V135H242L243 133H244V130H245V128L246 129H248V125L246 124V123H241V124H238V128H237V126H235V125H237V124H235L234 125V121H233V124H232V122H231V124H230V121H232V118H233V116L234 115H237L238 113H239V115L240 114H242V115H244V116H246V112H248V113H250L251 114V116H252V113L254 112V114H253V117H262L263 116V114L264 113H260L259 111L261 110V112H264V109H263V107H264V97H262V95L261 94H263L264 95V80L262 81V82H259V83H257L258 81H260V79L262 80V79H264V74H261L263 77L262 78H258V77H261V75L259 74V73H256L255 71L257 70V72H262V70H263V68H262V65H263V62H264V49L262 48V53L261 52H258V50L255 48V46H256V41H257V39L258 38H255L256 36H257V34L258 33H262V32H260V29L258 30V28H259V26H261V28L263 29V33H264V22H257V19H258V16H257V13H260V11L259 10H257L258 9V6L257 5H259V6H261V4H262V2H263V6H261V7H263V8H261L262 9V11L264 12V1H260L259 2V0L258 1H256V0H250V1H248V0H194L193 1V3L195 2V4L194 5H192L193 3H192V0H189V1H185L186 2V5H188V4H191V6H189L188 5V7L187 6H185L184 4H185V2H184V0H182V1H180V0H162V1H164V2H161L160 0H159V2H158V0H157V3H156V1L155 0H132V2H133V4H132V7H134V4H135V7H137V9L135 8V10L136 11H134V10H131L132 11V13H130V8L132 9V7H128V6H130V4H131V1L130 0H120L119 2H118V0H115V1H107V0H103V1H107L108 3V7H107V4L106 3H103V5H100V2L98 1V0H84V2L87 4L86 5V7H85V4H83L81 7V11L80 10H78L79 8H77V5H78V7H79V5H81V2L83 1V0H50V2L48 3V2H45V0L43 1V3H42ZM47 1H49V0H47ZM56 1V2H55ZM67 1H68V3H67ZM75 1H77V5H76V2ZM89 1V2H88ZM99 3H98V2ZM100 1H102V0H100ZM102 1V2H103ZM116 1H117V3H121V4H117L116 3ZM135 1H139V3H140V5H139V3L137 4V2H135ZM152 1H154L153 3H152ZM180 1V2H179ZM196 1H199V3L198 2H196ZM207 1V2H206ZM237 1V2H236ZM5 2V3H4ZM13 2V3H12ZM19 2V3H18ZM21 2V3H20ZM23 2H24V4H23ZM32 2H34V6H33V3ZM38 4H40L41 5V8H43V9H47L48 7H46L45 8V6L46 5H48V4H50L49 5V7L50 8H52V7H55L54 9L52 8V10L53 11H51V9H47L46 11H42L41 12V8H40V6L39 5H37V3ZM48 3V4H45V3ZM53 2H54V4H53ZM64 4H62V3ZM70 2V3H69ZM84 2H82V3H84ZM88 2V3H87ZM93 3V6H90V5H92V3ZM98 3V4H96V3ZM114 2H115V4H114ZM149 2H150V4L152 5V7L150 6V4H149ZM175 2H178L177 3V5H176V3ZM189 2H191V3H189ZM249 2V3H248ZM251 2H253V4H251ZM258 4H257V3ZM14 3H15V5H14ZM30 3H32V5L30 6L29 4ZM55 3L56 4H58V7H57V5H55ZM60 3V4H59ZM90 3V4H89ZM111 3H113L111 6L109 5V4H111ZM122 3L124 4V5H122ZM128 3H130V4H128ZM180 3V4H179ZM196 3H198L199 5H196ZM223 3H224V5H223ZM6 4V5H5ZM10 5V4H12L10 7H12L13 5H14V7H12L11 9L12 10H10V9H8V8H10V7H8L7 5ZM20 4V5H19ZM42 4L44 5L43 7H42ZM52 4H53V6H52ZM70 4H75L76 5V9L74 10V8H75V6H72V5H70ZM89 4V5H88ZM94 4H96V5H94ZM126 4V5H125ZM128 4V5H127ZM140 6V8L138 9V6ZM149 4V5H148ZM155 4V5H154ZM169 4H170V6H169ZM220 4H222L221 5V7H220ZM234 4V5H233ZM237 4V5H236ZM256 4V5H255ZM2 5V6H1ZM23 5H24V8H22L23 7ZM26 5H29V6H26ZM37 5V6H36ZM67 5H69V6H67ZM99 5V6H98ZM121 5V6H120ZM172 5H173V7H172ZM183 5V6H182ZM217 5V6H216ZM227 5V6H226ZM234 7H233V6ZM239 6L240 7V9H242L241 10V12H240V9H239V7H238V10H237V7L236 6ZM257 6V7H255V9H254V6ZM6 8H5V7ZM21 6V7H20ZM36 6V7H35ZM39 6V7H38ZM66 6V7H65ZM72 6V7H71ZM96 6V7H95ZM98 6V7H97ZM114 7L115 9H113L112 11H110L111 9H109L110 7ZM116 6H117V8H116ZM125 6H126V8H125ZM150 6V7H149ZM155 6V7H154ZM185 6V7H184ZM220 8H219V7ZM223 6V7H222ZM231 6V7H230ZM8 7V8H7ZM16 7H17V9H16ZM31 7H35L36 9H32ZM57 7V8H56ZM64 7V8H63ZM69 7V8H68ZM71 7V8H70ZM74 7V8H73ZM84 7V8H83ZM90 9H88V8ZM93 7V8H92ZM105 8V10L103 9V8ZM112 7V8H113ZM118 7H121V8H118ZM154 7V8H153ZM159 7V8H158ZM209 7H210V9H209ZM211 7L213 8L212 9V11H211ZM218 7V8H217ZM229 7V8H228ZM4 8V9H3ZM13 8H14V10H13ZM22 8V12L24 13V12H26V13H28V15H30V16H28V15H26V13H24L26 16H24V14L22 13V12H19V11H21L20 9ZM31 8V9H30ZM61 8V10H60V12L62 11V9H65V10H63L61 13H63L64 11L66 12V11H68L67 13H69V10L73 13L72 15H65L64 13H63V15H58L60 12L58 11L59 9ZM95 8V9H94ZM123 8V9H122ZM124 8H125V10H126V13H125V10H124ZM151 8V9H150ZM153 8V9H152ZM166 9L165 11L167 12V10L170 12V14L168 15V13H167V15H168V17H166L167 15H166V12L163 10V9ZM180 8V9H179ZM186 8L188 9V10H186ZM203 8H204V10H205V13H207V15H206V19L205 18H202V17H204V15H205V13H204V15L203 14H201L202 12H204V11H202L203 10ZM205 8H207V10L205 9ZM222 8V9H221ZM236 8V9H235ZM23 9H24V11H23ZM38 9H40V11L38 10ZM58 9V10H57ZM67 9H69V10H67ZM83 9V10H82ZM85 9V10H84ZM86 9H87V11L89 10V11H92V10H96V12L94 13V12H91V13H93V14H91V13H89L88 14V12H86V14H85V11H86ZM116 9H118V10H116ZM134 9V8H133ZM141 9V10H140ZM148 9V10H147ZM156 9H157V11H156ZM159 9H161V10H163V11H161V10H159ZM193 9V10H192ZM194 9H195V11L197 10V13H199L198 15H196V14H193L194 16H193V18H196V19H198L199 20V18H200V20L198 21V20H196L195 21V19H194V21H193V19L191 18V14L190 13H194V12H190V11H194ZM226 11H225V10ZM234 9V10H233ZM253 9V10H252ZM7 10V11H6ZM8 10H10V15L9 14H7L8 13ZM28 10V11H27ZM30 10V11H29ZM55 10V11H54ZM56 10L58 11L57 13L58 14H55L56 13ZM73 10L75 11V12H73ZM78 10V11H77ZM106 11V12H103V11ZM114 10H116V11H114ZM123 10V11H122ZM179 10H180V12H179ZM236 10V12H234ZM246 10H248V11H246ZM37 11V12H36ZM50 11H51V13H50ZM83 11V12H82ZM119 11V12H118ZM122 11V13H123V15H124V17H123V15H122V13H120ZM129 11V12H128ZM133 11H134V13L138 16H135V14H133ZM139 11V12H138ZM154 11V12H153ZM200 11V12H199ZM202 11V12H201ZM210 11V14H208V12ZM244 11V12H243ZM258 11V12H257ZM6 12V13H5ZM18 12L19 13H21V14H23V16L21 15V17H20V15L18 14ZM33 13V15L31 16V14ZM40 12V13H39ZM43 12H45V13H43ZM52 12H55L53 15H52ZM77 12V13H76ZM81 13V15H80V13ZM113 12H118V13H120L122 16H120V15H118V14H116V15H118L117 16V18H116V15H115V17H114V14H113ZM155 13L154 15L152 14V13ZM179 12V13H178ZM185 12V13H184ZM213 12V13H212ZM223 12H225V13H223ZM238 12H239V14H238ZM243 12V14L245 15V13H246V15H247V17H248V19L250 20V22H254L252 25H250L251 23L248 21V19H247V17L246 16H244V15H242L241 13ZM248 12L251 14V17L250 16H248ZM13 13V14H12ZM30 13V14H29ZM47 13L49 14H51L52 16H49V15H47ZM60 13V14H61ZM74 13H75V15H77L78 13V18H80V17H82V15L83 14H85L84 16H86L87 15V18L86 17H82L84 20H82V22L84 21V25L82 24V22H81V18L80 19H77V16H75L74 15ZM138 13H140V14H138ZM160 13L162 14V15H160ZM165 13V15L163 16V14ZM183 13V14H182ZM218 13V14H217ZM18 14V15H17ZM38 14V15H37ZM43 16V17H46L47 18V16H48V18H47V20L46 21H44L45 19H42L41 17V15ZM45 14V15H44ZM69 14H71V13H69ZM96 14H99L98 16H99V18H98V21H97V18L96 17H98ZM101 14L103 15L104 14V17H100L101 16ZM113 14V15H112ZM133 14V15H132ZM157 14H159L160 16H157ZM177 14H178V16H177ZM190 15V18H189V15ZM201 14V17H199V15ZM14 15V16H13ZM35 15H37V16H35ZM39 15H40V17H39ZM54 15H56L57 17H53ZM74 15V17H72V18H70L71 16H73ZM92 15H93V17H94V15H95V17L94 18H92ZM113 17H112V16ZM181 15L183 16V17H181ZM187 15V16H186ZM203 15V16H202ZM210 15V16H209ZM211 15H212V17H211ZM12 16H13V19H12ZM18 16H19V19H18ZM27 16H28V18H27ZM34 16H35V18L36 17H39V18H34ZM65 16V17H68V18H70V19H68V18H66L67 19V21L68 20H70V21H68V24H67V22H66V19H65V17H64V23H63V25H61L60 23L61 22H63V17ZM80 16V17H79ZM91 17L93 20H91L90 18V20L88 19V17ZM107 16V17H106ZM109 16H110V18H111V20H110V18H109ZM127 16V17H126ZM133 16V17H132ZM147 16V17H146ZM161 16H163V17H161ZM175 16L176 17H178L177 19L175 18ZM195 16H197V17H195ZM207 16L209 17V18H207ZM221 16H227V18L225 19V20H222L220 17ZM254 16H255V18H254ZM10 17H11V19H10ZM15 17V18H14ZM49 17H50V19H49ZM51 17H53L52 19H51ZM106 17V18H105ZM134 17H136V18H134ZM146 17V18H145ZM158 17H159V19H161L162 20V22L161 21H159V19H158ZM161 17V18H160ZM174 17V18H173ZM184 17H186V18H189V20H191L192 21V23L190 24V23H188L189 25H185V24H187L186 22L188 21V19H187V21H186V19L184 18ZM216 17H218V19L216 20L215 18ZM246 17V18H245ZM21 18H23L22 20H24L23 22H22V24H24V26H21L22 24H21ZM25 18V19H24ZM27 18V19H26ZM106 19V20H104V21H102V19ZM126 18V19H125ZM130 18V19H129ZM173 18V19H172ZM181 18V19H180ZM182 18L185 20V26H186V28L188 29V27H189V29H188V32H186L187 31V29L186 30H184L185 28V26H183V24H182V26H183V29H182V27L180 28V27H178V23H177V21L179 22V23H181V22H183V20H182ZM6 19V20H5ZM39 19V20H38ZM42 19V20H41ZM49 19V20H48ZM75 19H77L78 21L80 20V22H76L77 20H75ZM99 19H101L100 21L101 22H99ZM116 19V20H115ZM122 21H121V20ZM131 19H133V20H131ZM136 19V20H135ZM146 19H148V21L146 20ZM150 19V20H149ZM175 19V20H174ZM204 19V21H202V20ZM210 19V20H209ZM211 19L213 20V19H215V20H213V23H216V21H217V25H215V24H212V21H211ZM220 19H221V21H220ZM238 19H239V21H241L242 23H246L248 26H249V28H250V30L249 31H252V30H254V33H253V35L251 34V33H248V35L249 34H251L252 36H254V37H252V39L250 38V37H246L247 39L248 38H250L251 40H246L245 38H244V40H245V42L246 43H248V45L251 43V46H246L247 47V50H244V49H246V48H244L243 49V52L244 53H246L247 54V57L245 58V54L243 53V52H241L242 54H240V58H241V62H240V60L239 61H237L236 59L234 60L233 58V56H227L230 52L229 51H231V53H232V51H233V47L236 45L237 46V44H239V42H241L242 40H240L241 38H242V36H241V34H239L240 33V29H238V28H236V26L235 25H241V22H238L239 24H235V20H236V22L238 21ZM9 22H8V21ZM15 20H17V21H15ZM27 20H30L29 22L27 21ZM35 21L34 23L32 22V21ZM41 20V21H40ZM50 20H58V22L55 24L54 23V21H53V23H52V21H50ZM62 20V21H61ZM71 20H72V22H71ZM115 20V21H114ZM119 20V21H118ZM124 20V21H123ZM127 20H128V22H127ZM140 22H139V21ZM146 20V21H145ZM205 20H206V23H205ZM256 20V21H255ZM18 21L20 22V23H18ZM44 21V22H43ZM55 21V22H56ZM86 21V22H85ZM89 21V22H88ZM91 21V22H90ZM95 21H97L96 22V24H94L93 22ZM126 21V22H125ZM134 21V22H133ZM172 21H174V22H172ZM191 21H189V22H191ZM200 21L201 22H203V23H205L204 25H200ZM209 21V22H208ZM4 22H6V23H4ZM25 22V23H24ZM30 22H32V24H34V25H32L31 27H30V25H31V23ZM51 22V23H50ZM66 22V23H65ZM76 22V23H75ZM199 22V23H198ZM209 23V25L211 24V25H215V26H217V28H214L215 26H213V28L212 29H216V31H214V33L213 32H210L209 31V29H207V26H209L208 25V23ZM223 22H227V23H231L232 24V22H233V25H230V23L228 24V25H230V28L224 23V25H223ZM8 23V24H7ZM16 23H18V24H16ZM37 23V24H36ZM40 23V24H39ZM74 23H75V25H74ZM79 23H81V24H79ZM97 23L100 25V27L102 26V29H104V31H106V32H104L101 28H97L96 29V27L98 26L99 27V25H97ZM184 23V22H183ZM202 23V24H203ZM250 23V24H249ZM11 24V25H10ZM27 24V25H26ZM59 24V25H58ZM65 24V25H64ZM67 24V25H66ZM80 27H77V25ZM91 24V25H90ZM102 24V25H101ZM192 24H193V27H192ZM198 24V25H197ZM220 24H221V26H220ZM254 24H255V26H254ZM256 24L258 25V26H256ZM260 24V25H259ZM263 24V25H262ZM8 25H10L9 27H8ZM17 25H18V28H17ZM71 25H72V27H74V29L71 27ZM74 25V26H73ZM107 25V26H106ZM180 25V24H179ZM200 25V27H198ZM207 25V26H206ZM209 26L210 27V29H211V27L212 26ZM21 26V30H19V27ZM30 28H29V27ZM56 26H57V28L58 27H60L61 29H59L60 31H57L58 29H56ZM83 26V27H82ZM94 26H96V27H93ZM202 26V27H201ZM204 26H205V28L207 29H205V31L206 32H204ZM10 27H11V29H10ZM28 27V28H27ZM36 27V28H35ZM62 27H63V29H62ZM71 27V28H70ZM77 27V28H76ZM91 27V28H90ZM221 27V29L223 28L224 29V31H221L219 28ZM256 27V28H255ZM33 28V29H32ZM50 28H51V26H50ZM67 30H66V29ZM76 28V29H75ZM92 28L93 29H95V30H97V34H95L93 31H92ZM190 28H192V31H190ZM200 28V29H199ZM225 28H227L226 29V31H225ZM230 30H229V29ZM18 29V33L15 35V33L17 32L16 30ZM35 29H37V30H35ZM78 29V30H77ZM83 29H84V31H83ZM85 29H86V32H85ZM98 29L101 31H99V34L100 35H98ZM201 29H203V31L202 32H204V33H207V34H205V35H202L201 36V34H202V32H200V36H201V38L199 37V31L201 30ZM220 31H219V30ZM222 29V30H223ZM232 29V30H231ZM239 31V33H237V35H235L236 33L235 32H237V30ZM23 30V31H22ZM55 30H56V32H55ZM71 31V30H73L72 32H69V31ZM77 30V31H76ZM94 30V31H95ZM54 31V32H53ZM66 31V32H65ZM78 32V33H76V32ZM83 31V32H82ZM190 31V32H189ZM197 31V32H196ZM235 31V32H234ZM249 31H247V32H249ZM21 32H23V33H21ZM57 32H58V34L59 35H61L62 34V32H63V34L62 35H64V34H66V36L64 37L63 36V41L65 42V43H67L66 41H68V40H70V41H68L69 43V45L67 44L66 46V48H69L68 49V52H67V49L66 48H63V46L65 45L64 44V42H63V44H62V37H60L58 34H57ZM69 33V35H67L68 33ZM85 32V33H84ZM88 32V33H87ZM208 32H209V34H208ZM217 32V34H215ZM223 32V33H222ZM233 32V33H232ZM242 32V31H241ZM253 32V31H252ZM1 33V32H0ZM55 33V34H54ZM104 33H105V35H104ZM108 33V34H107ZM203 33V34H204ZM210 33H213L212 35L210 34ZM226 33V34H225ZM235 33V34H234ZM20 34V35H19ZM73 34V35H72ZM75 34V35H74ZM88 34H90V36H91V38H90V36L88 35ZM220 34V36H218L217 37V35H219ZM231 34H234L235 36H237L236 38H235V36L233 37ZM260 34H258V36L260 37ZM55 35L57 36L58 35V38H60V40L58 39V38H55ZM61 35V36H62ZM71 35V37H73L74 39H71V37H69ZM83 35V36H82ZM87 35V36H86ZM95 35V36H94ZM206 35H208V36H206ZM241 37H240V36ZM4 35H2V33H1V35H0V39H6L7 37H9V35H5L4 37H3ZM7 36V37H6ZM68 36V37H67ZM78 36V37H77ZM213 36V38H211ZM244 36H246V35H243V37ZM77 37V40L75 39ZM80 37V38H79ZM85 37V38H84ZM99 37H100V39H99ZM238 37H239V39H238ZM64 38H67L66 39V41L64 40ZM84 38V39H83ZM87 38V39H86ZM93 38V40H90V39H92ZM203 38H205V39H203ZM207 38V39H206ZM234 38V39H233ZM231 39V40H230ZM233 39V40H232ZM72 40L74 41V42H72ZM82 40V41H81ZM96 40H97V42H96ZM235 40V41H234ZM61 41V42H60ZM80 42V44H79V42ZM99 41V42H98ZM103 41V42H102ZM217 41H218V43H217ZM233 41V42H232ZM250 41H252V42H250ZM254 41H255V43H254ZM3 42V43H2ZM71 42V43H70ZM83 42V43H82ZM94 42H95V44H94ZM212 44H211V43ZM244 42V43H245ZM75 43L78 45H76L77 46V48H76V46H75ZM86 43H88V47H90V48H88L87 47V45H86ZM98 43V44H97ZM101 43V44H100ZM104 45H103V44ZM213 43H215L214 45H213ZM90 44V45H89ZM100 44V45H99ZM209 44H210V46H209ZM217 44H218V46H217ZM253 44H254V46H253ZM73 46V48H71L70 46ZM82 45L83 46H85L84 48H82ZM97 45V46H96ZM99 45V46H98ZM211 45H213V46H211ZM216 45V46H215ZM230 45V46H233L232 48L230 47V49H228L229 47L228 46ZM246 45V44H245ZM3 46H4V50L6 51H4L3 50ZM95 48V50H92L93 48ZM102 46V47H101ZM104 46V47H103ZM215 46V47H214ZM106 47V48H105ZM210 48V50L212 49L213 50V48H215L216 49V51L215 50H209L208 48ZM218 49H217V48ZM250 47H253V49H250ZM32 48V47H31ZM31 48H30V50H31ZM75 48L78 50H75ZM80 48H82L80 51H79V49ZM85 48H86V50H85ZM92 48V49H91ZM105 48V49H104ZM248 48H249V50H248ZM22 49V50H21ZM53 49H56L57 50V53H56V56H57V54H58V52H59V56H61L62 54H64V56H61V58L62 57H64L65 59H67V58H72L73 57V55H75V51H77L78 53H80V55L82 54V50L84 49L85 50V52H83L84 54H82V59H81V57H79L81 60H83V62L84 63H80L81 65V67L83 68L84 67V69H86V67H88L86 70H88V73L87 74H89L88 75V80H87V78H85L86 76H87V74H86V72L87 71H84L83 72V76L81 75L82 74V72L81 71H83V70H81L80 69V67H79V69H78V71H77V69L76 68H74V67H72V65H73V63H74V61L73 60H65L64 58H62L61 59V67H60V65H58V64H60V62H58L57 60H55L54 58V54H55V50H53ZM72 49H74V52L72 51ZM87 49H89V51L87 50ZM91 49V50H90ZM208 49V50H207ZM20 50H21V52H20ZM29 50V52H31V54H32V50L30 51ZM60 50H62L61 52H60ZM83 50V51H84ZM255 51L256 52V50H257V53H256V55H255V52H252V51ZM4 51V52H3ZM11 51V52H10ZM53 51V52H52ZM63 51H66V53H62ZM73 52L72 54H71V52ZM89 52L90 53V51H91V55L92 54H94V56H96V57H94V56H92L93 58L91 59V55L89 54V53H87V52ZM107 51V52H106ZM248 51H251V53L250 52H248ZM8 52V53H7ZM10 52V53H9ZM20 52V53H19ZM24 52V53H23ZM49 52H52V53H54V54H50ZM76 52V53H77ZM93 52V53H92ZM229 52V53H228ZM44 53H46V54H44ZM62 53V54H61ZM68 53V55H66ZM77 53V54H78ZM226 53H228L227 55H226ZM230 53V54H231ZM248 53L249 54H251V55H255V57L254 56H248ZM259 53V54H258ZM260 53H261V55H260ZM21 54V55H20ZM30 54V53H29ZM50 54V55H49ZM87 56H86V55ZM89 54V55H88ZM229 54V55H230ZM260 55V56H258V55ZM20 55V56H19ZM22 55L24 56V57H22ZM79 55V56H80ZM223 55V56H222ZM232 55H234V54H232ZM67 56H70V57H67ZM88 56H90L89 57V59H88V62H87V64H88V66H87V64H86V61H84V59H86ZM227 56V57H226ZM257 56V57H256ZM262 56H263V58H262ZM33 57V58H32ZM51 57V58H50ZM83 57H85V58H83ZM112 57V58H111ZM229 57H232V59L230 60L229 59ZM250 57H252V60H250L249 58ZM22 58L23 59H26V58H29V60L28 59H26V61L24 62V60H22ZM44 58H46V60L44 59ZM52 59V60H50V59ZM95 58V60H97L98 61V63L95 61V60H93ZM96 58H98V59H96ZM239 58V57H238ZM239 58V59H240ZM47 59H49L50 61H57V65H56V63L54 64V62L52 63V62H50L49 60H47ZM56 59H59L60 60V57L59 58H56ZM64 59V60H63ZM73 59V58H72ZM228 59V60H227ZM254 59H256V60H254ZM259 59V60H258ZM34 60V61H33ZM90 60V61H89ZM93 61V63H92V61ZM101 60V61H100ZM65 61V63H66V65L64 66V63H62V62H64ZM69 61H70V65H71V67L69 68V67H67V70H65L66 69V66H67V64H69ZM95 61V62H94ZM229 61H231V62H229ZM238 62V64H237V62ZM27 62V64H28V67H30V69L27 67V65L25 64ZM71 62H73V63H71ZM80 62H82V61H80ZM91 62V63H90ZM112 62V63H111ZM243 62V63H242ZM100 63V64H99ZM51 65V68H52V64L53 65H55V66H58V68H57V70H58V72L60 73L61 71H62V69L61 68H63V71L60 73V74H58V72H57V74H56V71H53V69L55 68L56 69V67L55 66H53V68H52V71H51V68L48 66V65ZM94 66H92V65ZM97 64V65H96ZM199 64H206L207 66H209L210 68L209 69H204V67L206 66V65H203L204 67H202L201 65V67H202V69H200L201 67H199V68H197V66L199 65ZM253 64V65H252ZM262 64V65H261ZM84 65V66H83ZM86 65V66H85ZM100 67H99V66ZM189 65H191L193 68H191ZM227 65H231V67H234V68H236V70H238V74H241L242 75V73L244 72V70H245V72L243 73V75H242V77H241V75H240V77H236V76H232V78H228L227 80L226 79H224V80H222V81H219V79H218V75L221 73V72H223V71H226L227 69H228V67H227ZM256 65V66H255ZM43 66V65H42ZM48 66V67H47ZM64 66V67H63ZM259 68H261V69H257L258 67ZM24 67V69H22ZM25 67H27V68H25ZM34 67V68H33ZM190 67V68H189ZM252 67L253 68H255L256 70H254L253 69V71H252ZM263 67H264V65H263ZM47 68V69H46ZM68 68H69V73L68 74H66V73H64V74H66V75H64L63 74V72H68ZM74 68V70H70V69H73ZM91 68V69H90ZM27 69V70H26ZM61 69V70H60ZM105 69V70H104ZM200 69V70H199ZM203 69L204 70H206V72H204L203 71ZM81 70V71H80ZM93 70H94V72L96 73H94L95 75H93ZM198 70V71H197ZM259 70V71H258ZM97 71V72H96ZM105 71V73H103ZM250 71H252V73H250ZM55 72V73H54ZM71 72V73H70ZM81 72V73H80ZM247 72H249V73H247ZM263 72H264V70H263ZM52 73V74H51ZM53 73H54V75H53ZM92 73V74H91ZM117 75H116V74ZM2 74V75H1ZM52 76H51V75ZM72 74V75H71ZM79 74V75H78ZM101 74V75H100ZM116 76H115V75ZM245 74H248V75H246L245 76ZM256 76H255V75ZM15 75V76H14ZM75 75H76V77H75ZM81 75V76H80ZM90 75H92L91 77H89ZM97 75H98V78H100L99 80L97 79ZM103 75V76H102ZM121 75V76H120ZM124 76V78H123V76ZM260 75V76H259ZM17 76V77H16ZM19 76V77H18ZM68 76V77H69ZM100 76V77H99ZM110 76H112V78H113V81H111L112 80V78L110 79ZM118 76V77H117ZM249 76H251V78H252V81H253V79L256 77L257 79H255L254 81H253V83H251L252 81L248 78L247 79V77H249ZM253 76H254V78H253ZM258 76V77H257ZM9 77V78H8ZM11 77H15V78H17V79H19L18 81H19V83H18V81H17V85L16 84H12V83H15L16 82V80H15V78H14V80H15V82H14V80H13V82L11 81ZM23 77H24V80H23ZM30 77V78H29ZM93 77H96V79L94 78V82L92 81L93 80ZM105 77H108V79H106ZM116 77V78H115ZM122 77V78H121ZM132 77V78H131ZM243 77H245V78H243ZM52 78H55V77H52ZM61 78V79H62ZM83 78H85L84 80H83ZM101 78H104V79H101ZM126 78V79H125ZM234 78V79H233ZM239 78V79H238ZM240 78H241V80H240ZM243 78V79H242ZM61 79L59 80L58 79V77H57V80H59V81H57L56 79H52L53 81H54V84H58V82H59V84H60V81H61ZM90 79V80H89ZM106 79V80H105ZM121 79V80H120ZM124 79V80H123ZM231 79V80H230ZM238 79V81L236 82V80ZM259 79V80H258ZM26 80H28V81H26ZM56 80V81H55ZM74 81V82H77V81ZM99 81V83L97 84V83H95V82H97V81ZM100 80H101V82L103 81L105 84H103V85H105V86H103L102 85V83L100 82ZM115 80V81H114ZM118 80V81H117ZM123 80V81H122ZM128 80V81H127ZM230 80V81H229ZM234 80V82H232ZM242 80L243 81H245V82H243V83H246L248 80L250 81L249 83L250 84H248V82L245 84V86L244 87H241L240 86V84L242 83ZM258 80V81H257ZM62 81H63V79H62ZM61 81V82H62ZM70 81H72V80H70ZM87 81L88 82H90L89 84H87ZM107 81V82H106ZM110 81H111V83H110ZM143 81V82H142ZM155 81H157V82H155ZM159 81V82H158ZM207 81H213V82H207ZM227 81V82H226ZM239 81H241V83L239 82ZM55 82H57V83H55ZM113 82V83H112ZM115 82V83H114ZM119 82V83H118ZM120 82H122V84L120 83ZM221 82H226L225 84L224 83H221ZM256 82V83H255ZM92 83H94V84H96V85H93ZM106 83L108 84V85H106ZM148 83H149V86H147L148 85ZM219 83V84H218ZM232 83L234 84V85H232ZM238 83V84H237ZM255 83V85H253ZM260 83H262V85L260 84ZM9 84V85H8ZM92 84V86H94V87H90L89 85H91ZM100 84H101V87L102 88H105V89H102V88H100ZM110 84H111V86H113L112 84H120V85H122V86H119V85H116V87L117 86H119V87H117L120 91H125V92H120V91H118V89L115 87V85H114V87H111L110 86ZM139 84H140V86H139ZM145 84V85H144ZM196 84V86H194ZM223 84V85H222ZM236 84L237 85H239L238 87H236ZM248 84V85H247ZM259 84V85H258ZM11 85H13V86H11ZM28 85V84H27ZM98 85H99V87H98ZM127 85V86H126ZM137 85V86H136ZM181 85V86H180ZM186 85V86H185ZM191 85H192V87H191ZM210 85H213V87L215 86V87H217V85H220V86H222V88L220 89V88H218V87H220V86H218L217 88H218V90L214 87V89H213V87L212 86H210ZM230 85H232V86H230ZM244 85V84H243ZM257 85V86H256ZM7 86V87H6ZM12 88H11V87ZM19 88V90H20V87H23L22 89H25L26 90V92H28L27 93V95L28 94H31V96L30 95H28V97L27 96H25L26 95V93H24L23 94V92H25V90L23 91L22 89V91H19L18 90V88ZM29 86V85H28ZM87 86H85V88H83V90H85L86 89V87ZM126 86V87H125ZM130 88H129V87ZM134 86V87H133ZM146 87V88H141V87ZM177 86H179V87H177ZM199 86H201V87H199ZM233 86L235 87V89H232L233 88ZM253 86H256V87H254L253 88ZM122 87V88H121ZM134 89H133V88ZM139 88V89H137V88ZM187 88L186 90H185V88ZM198 87H199V89H198ZM207 90H205L204 88ZM225 87V86H224ZM232 87V88H231ZM248 89H247V88ZM261 87V88H260ZM262 87H263V89H262ZM94 88V89H93ZM95 88H99L98 89V91H97V89L95 90ZM128 88V89H127ZM132 88V90H130ZM149 88V89H148ZM150 88H152V90H151V92H150ZM153 88H154V90H153ZM194 88H197L198 90H196V89H194ZM202 88V90L204 89L205 91H202V90H200ZM212 89L211 91L209 90V92H208V89ZM237 88V89H236ZM246 88V90H242V89H245ZM261 90L262 89V91H263V93H262V91H260L259 89ZM9 89V90H8ZM11 89H13V90H11ZM102 89V90H101ZM127 89V90H126ZM145 89H148V91H146ZM192 89H194V90H192ZM255 91H254V90ZM31 90V89H30ZM97 91V92H95V91ZM104 91L103 93H104V95L103 94H101L102 92L101 91ZM106 90H108V91H106ZM110 90V91H109ZM112 90H113V93L115 94V96H114V94H111V92H112ZM139 90V91H138ZM142 90H144V91H142ZM192 91V93H190V91ZM199 90L200 91H202V92H200L199 93ZM11 91V92H10ZM18 91V93L20 92L21 93V95H20V93L18 94V93H16ZM142 91V92H141ZM194 91V92H193ZM196 91L198 92V93H196ZM246 91H248V92H246V94H245V92ZM257 91V92H256ZM260 91V92H259ZM89 91H88V95H89V97H90V93ZM107 92V93H106ZM116 92L117 93H119V94H116ZM138 92V93H137ZM145 92V93H144ZM226 92V93H225ZM239 92V93H238ZM257 94H256V93ZM14 93V94H13ZM86 93V92H85ZM108 93H109V95H108ZM141 93H142V95H144V96H142L141 95ZM152 93V94H151ZM154 93V94H153ZM160 93V94H159ZM168 93H169V95H170V97H167L166 98V100H164L163 101V99H164V97L163 96H165L166 94L168 95ZM195 93L196 94H198L197 96L201 99H198V97L195 95ZM202 93V94H201ZM206 94V96H207V98H206V96H204L205 94ZM216 95H215V94ZM253 93V94H252ZM18 94V95H17ZM91 94V95H92ZM122 96H121V95ZM150 95L149 97L148 96H146V95ZM156 94H158V95H156ZM194 94V95H193ZM200 94V95H199ZM219 94H221V92L219 93ZM221 94V95H222ZM226 94H227V96H226ZM87 95V94H86ZM87 95V96H88ZM111 95V96H110ZM120 96V98H119V96ZM161 95V96H160ZM252 95H255V96H257V101H255V100H252V98H254L255 99V97H253ZM258 95H259V98L260 99H262L263 100V102H261V100L258 98ZM261 95V96H260ZM22 98H21V97ZM99 96V97H100ZM109 96L110 97H112V98H109ZM113 96H114V98H113ZM128 96H130V97H128ZM190 96H191V98H193V100H194V103H195V105H197V106H195L194 104H193V100L190 98ZM200 96H204V98L205 99H203V97L201 98ZM211 96V97H212ZM234 96H233V98H234ZM26 99H25V98ZM30 97V99H32L31 97H35V102H36V100L38 99V101H39V99H40V102L43 104H41L40 102H32V100H30V99H28ZM106 97V98H105ZM145 97V98H144ZM163 97V98H162ZM190 98V100H189V98ZM195 97V98H194ZM196 97H197V99L199 100V102L197 101V99H196ZM220 97V96H219ZM240 97V98H239ZM92 98V99H93ZM143 98H144V100H143ZM147 98V99H146ZM209 98V99H208ZM45 99V98H44ZM99 99H101L102 100V98H99ZM98 99V100H99ZM107 99H110V100H106ZM126 99H124L125 100V103H123L122 101L120 102H118V103H122L121 104V106L123 105V104H125V105H123L124 106V108H125V106H127V105H129V102H130V104H131V100L132 99H130L129 100V102H127L128 100H126ZM160 99V100H161ZM181 99V100H180ZM213 99V100H212ZM216 99V100H215ZM223 99V100H222ZM237 99L239 100V101H237ZM27 100L28 101H30V102H32V105L34 106V107H32L33 108V110H32V108L30 107V102H27ZM33 100H34V98H33ZM101 100H99V101H101ZM103 100H102V102H103ZM135 100V99H134ZM153 100L155 101V99L153 98ZM168 100V101H169ZM180 100V101H179ZM186 100V101H185ZM230 100V101H229ZM243 100V101H242ZM252 100V101H251ZM143 103H142V102ZM145 101V102H144ZM153 101V102H154ZM178 101V103H176ZM187 101H188V103L190 104V102H192V104H188L187 103ZM217 101V102H218ZM231 101H232V103H231ZM233 101L235 102L234 103V105H233ZM254 101V102H253ZM27 102V104H29V106L27 105L26 106V104L25 103ZM57 102V103H56ZM126 102H127V105H126ZM181 102V103H180ZM240 102H244L243 104L242 103H240ZM250 102V103H249ZM260 102H261V104H260ZM117 102H116V104H118ZM139 103H142V106L139 104ZM155 103V102H154ZM153 103V104H154ZM173 103V104H172ZM181 105H180V104ZM238 103H240L241 105H242V107L240 106V104H238ZM245 103H246V106H244L245 105ZM249 103V104H248ZM252 103L254 104V105H252ZM35 104H41V105H39V106H43L44 107V109H45V106L47 107V110L50 112V113H48L47 112V110L45 109V111H42L43 109L42 108H39V106H35ZM132 104H133V101H132ZM131 104V105H132ZM152 104V103H151ZM169 104H166V106H169V107H165V108H161L160 106L161 105H159V109L161 108L162 110H164L163 112H165V111H169V110H167L168 108L170 109V105ZM205 104V103H204ZM236 104H237V106H236ZM252 106H251V105ZM260 105V107H256V105ZM118 105H120V104H118ZM186 106V108H188V109H186L185 108V106ZM232 105V106H231ZM51 106V107H50ZM52 106H56V107H58V108H55V109H59L61 106L63 107V108H66V107H68V108H66L65 110L63 109V108H61L60 110H62V112L61 113H63V114H61L60 113V111L58 110V112L60 113V115H59V113L58 112H56V110H53V107ZM122 106V107H123ZM151 106V109H153L154 110V106L153 105H150ZM156 106V105H155ZM162 106V107H163ZM190 106H191V108L194 110V111H190ZM195 106V107H194ZM217 106V107H216ZM235 106V107H234ZM239 106L241 107L240 109H239ZM262 106V107H261ZM38 107V108H37ZM132 107H137V106H132ZM132 107H126V109H130V110H134V111H144V112H146V111H148L147 109L149 108V104H148V108L147 109H138V108H135V109H133ZM158 107V106H157ZM183 107V108H182ZM194 107V108H193ZM216 107V108H215ZM244 107V109H242ZM246 107V108H245ZM258 108V110L256 109V108ZM36 108V109H35ZM50 108H52V111H54V113H51L52 111H50L51 109ZM73 109V110H71V109ZM197 108H196V111H197ZM212 108V109H211ZM235 109L234 111L235 112H231V111H233V110H231V109ZM248 108V110H246ZM252 108H254L255 110H252ZM68 109H70V110H68ZM150 109V110H151ZM172 109V108H171ZM182 109V110H181ZM216 109V110H215ZM218 109V110H217ZM222 109V111H220L219 113H216V112H218L219 110H221ZM239 109V110H238ZM251 109V110H250ZM31 110V111H30ZM153 110H151L152 112H153ZM156 110V109H155ZM161 110V111H162ZM176 111H177V109H175ZM215 111V112H212V111ZM226 110H228V112L226 111ZM229 110H230V112H229ZM241 110H244V111H246L245 113H244V111H241ZM257 110V111H256ZM17 111V112H16ZM25 112V114L26 115H28L29 114V116H31L30 115V113H33V115L31 116V119L29 118V116L27 117L23 112ZM29 111H30V113H29ZM33 111V112H32ZM35 111V112H34ZM67 111H72V112H69V113H72V114H69V121H71L70 123L72 124V126H70V124H69V121L67 120V118L66 117H68V112ZM174 111V110H173ZM188 111V112H187ZM211 111V112H210ZM224 111H226V112H224ZM238 111V112H237ZM255 111L257 112V113H259L258 115H256V113H255ZM11 112H16V113H14L17 117H18V119H19V114L21 113L22 114V117L20 116V122H21V124H20V122L17 124V120H13V119H17V117H15L14 115H13V113H11ZM18 112H20V113H18ZM39 112V113H38ZM66 112V114H67V116H65L66 114H64ZM75 112V113H74ZM154 112H156V111H154ZM153 112V113H154ZM170 113H171V110L169 111ZM193 112V114H191V116H187V115H190V113H192ZM223 112L225 113V114H223ZM237 112V113H236ZM3 113V114H2ZM44 113V114H43ZM58 115H57V114ZM174 113V112H173ZM176 113V112H175ZM182 113H184V118H183V114ZM216 115H215V114ZM226 113H228L227 115H226ZM231 113V114H230ZM233 113H236V114H234V115H232ZM244 113V114H243ZM5 114V115H4ZM6 114H8V115H6ZM11 114V115H10ZM37 114V115H36ZM40 114V115H39ZM46 114V115H45ZM53 114H56V115H53ZM169 114V113H168ZM179 114H178V116H179ZM198 115V116H201V115ZM206 114H207V116H206ZM209 114V115H208ZM212 114H214L213 116H216L217 118H218V121H217V118L216 117H213L212 116ZM217 114L218 115H221V117L222 118H220V116H217ZM262 114V115H261ZM14 117H13V116ZM23 115H25V116H23ZM42 115V116H41ZM44 115V116H43ZM49 115V116H48ZM70 115H72L73 116V118H75L76 116H78V117H76L75 118V120L74 121H78V119H79V121L81 120V122H77L78 124H79V129H78V127L76 128V130H75V132H73L74 130L73 129H71V127H74L75 126V124H76V126H78V124L76 123V122H74L75 124H73L72 123V116H70ZM169 115H171V114H169ZM175 115V114H174ZM174 115H172L173 117L171 118V120L173 121L174 119ZM177 115V114H176ZM222 115H224V117L222 116ZM232 115V116H231ZM249 115V114H248ZM4 116H7V117H9V118H7V117H5V119H4ZM11 116V117H10ZM36 117V119H35V117ZM41 116V117H40ZM46 116V117H45ZM52 116V118L54 117V120L57 122L58 121V118H62V117H64L63 119L65 120V122H64V120L62 119V120H60V122L61 121H63V122H57V124H56V122H55V124H54V122L53 121H51V120H53L52 118H50ZM57 116V117H56ZM59 116V117H58ZM209 116H211V118L209 117ZM230 116V118H231V120H229L228 119V117ZM238 116V115H237ZM32 117H34V119L32 118ZM71 117V118H70ZM80 117V118H79ZM83 119H82V118ZM225 117L227 118L226 120H224L225 119ZM241 116H239V120H241V118H240ZM247 117V116H246ZM249 118H250V115L248 116ZM253 117H251V118H253ZM260 117V118H261ZM264 117V116H263ZM28 118V119H27ZM38 118H40L39 120H38ZM44 118V119H43ZM48 118V119H47ZM51 120H50V119ZM166 118H169L168 116L166 117ZM238 118V117H237ZM237 118H234L233 120H235V119H237ZM244 118V117H243ZM242 118V119H243ZM7 119V120H6ZM10 119V120H9ZM12 119V120H11ZM21 119H22V121H21ZM24 119V120H23ZM26 119V120H25ZM31 121H30V120ZM43 119V120H42ZM204 119H202L201 121H204ZM209 119H211L212 121L210 122L209 121ZM222 120L223 119V121H222V123L220 122V120ZM247 119V118H246ZM261 119H263V118H261ZM29 120V121H28ZM33 120V121H32ZM34 120H35V122H34ZM45 120V121H44ZM176 120H177V117H176ZM216 121V123L215 122H213V121ZM229 120V124H227L226 125V121H228ZM16 121V122H15ZM28 122V123H26V122ZM39 121V122H38ZM41 121V122H40ZM50 121V122H49ZM92 122V123H90V122ZM178 121V120H177ZM248 122H249V120H247ZM263 121V120H262ZM2 122V123H1ZM6 122H7V125H6ZM23 122V123H22ZM31 122V123H30ZM53 123V125H52V123ZM98 122V123H99ZM158 122V121H157ZM173 122H175V121H173ZM187 122H188V120H187ZM219 122V123H218ZM235 122H236V120H235ZM239 122V121H238ZM242 122H246V120L244 121V119H243V121ZM8 123H10V124H8ZM25 123V124H24ZM29 123H30V125H32V127L29 125ZM39 123H41V124H39ZM89 123V124H88ZM105 123V124H104ZM178 123V122H177ZM182 123V122H181ZM181 123H178V125L179 124H181ZM221 123V125H223L224 123V125L222 126L223 128H225V129H227L228 128V132H229V136L227 135V133H225V130L224 129H222V127L221 126H219V124ZM228 123V122H227ZM262 123H263V126H264V121L263 122H261L257 127V129L255 130V128L254 127H252L253 129H251V128H249L250 129V131H248V130H246V131H248V133H252L253 135H251L250 136V134H248L247 132V136H248V138L249 139H243V141H241L242 140V138H244V136H245V138H247L246 137V135H245V133L243 134L244 136L243 137H241L238 141H235V142H237L238 144H240V145H242L243 144V146L247 143L246 142V140L247 141H250V140H254L255 139V137H256V135L258 136V138H259V135L260 134H262V133H260L259 131L258 132H256L259 128H261L260 129V131L262 130V132L264 131V127L262 128L261 127V125H262ZM16 124V125H15ZM23 124H24V126H23ZM37 124H39V125H37ZM44 124V125H43ZM48 124H50V126L48 125ZM61 124V126H59ZM93 124V125H92ZM163 124V123H162ZM172 124H173V126H172ZM175 124H176V122H175ZM174 123H172V122H170V125H169V129H171L172 131H174V130H178L179 129V127L177 126V124L175 125ZM184 124V123H183ZM189 124V125H190ZM206 124H207V126H209V128H211V129H209L210 131H212L211 133L210 132H208L209 130H208V128L206 127V129H205V126H206ZM217 124H218V126H217ZM242 124H246L247 125V127H245V126H243V127H245V128H243L244 130H242V128L240 129V125H242ZM13 125H15V126H13ZM28 127H27V126ZM74 125V126H73ZM105 125H106V127H105ZM165 125H167L168 126V123H166ZM164 125V126H165ZM176 127H175V126ZM182 125V124H181ZM181 125H180V127H181ZM236 127V128H234V126ZM12 126V127H11ZM17 126V127H16ZM23 126V128H21ZM26 126V127H25ZM30 126V127H29ZM53 126V127H52ZM75 126V127H76ZM91 126V127H90ZM95 126V127H94ZM184 127H186L185 125H183ZM196 126H199L198 128L196 127ZM227 128H226V127ZM231 126V128L230 129H236V130H234V134H233V131H230V129H229V127ZM6 127V128H5ZM25 127V128H24ZM33 127H34V129H36L37 131H35L34 129H33ZM38 129H37V128ZM47 127V128H46ZM56 128V130H55V128ZM166 127V126H165ZM178 127V128H177ZM190 127V126H189ZM217 127V128H216ZM219 127V128H218ZM249 127H251V126H249ZM9 128V129H8ZM10 128H11V130H10ZM92 128H94V130L92 129ZM168 128V127H167ZM176 128V129H175ZM204 128V129H203ZM5 129V130H4ZM8 129V130H7ZM12 129H13V131H12ZM17 129L19 130V134H18V136H17V134L16 133H18L17 132ZM48 129V130H47ZM75 129V128H74ZM101 129V130H100ZM117 128H115L114 127V132H115V130H116ZM182 129V128H181ZM186 129V128H185ZM189 129V128H188ZM204 131H203V130ZM213 129L215 130V131H213ZM216 129H219V130H217V132H216ZM221 129V130H220ZM4 130V131H3ZM7 130V131H6ZM15 130V131H14ZM26 130H28V131H26ZM34 130V131H33ZM41 130V131H40ZM44 132H43V131ZM53 132H52V131ZM95 130H96V132H95ZM110 130V129H109ZM184 129H182L181 130V133H182V131H183ZM199 132V131H201L202 130V134H201V132L199 133V136H198V133H197V131ZM205 130H207L206 132V134L204 133L205 132ZM237 130L240 132V130H241V132L239 133H237ZM24 131L25 133H27V134H24V132L22 133V132ZM40 131V132H39ZM59 131V132H58ZM63 131V132H62ZM85 131V132H84ZM87 131V132H86ZM118 131V129L116 130V132ZM120 131V130H119ZM191 131V130H190ZM219 131V132H218ZM221 131V132H220ZM11 132V133H10ZM14 132H16V133H14ZM30 132V133H29ZM31 132H32V135H31ZM33 132H35V133H33ZM49 132H50V134H49ZM102 133V132H99V133H101V134H106V141L109 143L110 142V140L112 139L111 137H112V135L114 136L115 134H116V136H117V134H118V132L116 133L115 132V134H114V132H111V130H110V132H111V134L112 135H108L107 136V132L106 133ZM121 132H124V130L123 131H121ZM120 132V135L122 134ZM129 131H126L125 133H128ZM175 132H177V131H175ZM232 132V133H231ZM41 133V134H40ZM44 133V134H43ZM52 133V134H51ZM60 133H62L63 135H61ZM76 134L75 136H73L74 134ZM177 133H179V134H181L179 131L177 132ZM184 135H185V133H190L189 131L187 132H185V130H184ZM183 133H182V135H183ZM221 133V134H220ZM6 134V135H5ZM21 134H23V136H24V138H25V140H24V138H21V137H23ZM47 134H48V136H47ZM109 134V133H108ZM129 134V133H128ZM191 134V133H190ZM203 134H205L204 136H202ZM232 134L234 135V136H232ZM236 134H239V135H236ZM19 137V141L20 140H22L23 139V142H19V141H17L18 140V138L16 137ZM21 135V136H20ZM36 135V136H35ZM43 135V136H42ZM51 135V136H50ZM65 135V136H64ZM72 135V136H71ZM78 135V136H77ZM80 135H82V134H80ZM86 135V134H85ZM89 135H91V134H89ZM119 135V134H118ZM189 135V134H188ZM188 135H185V136H188ZM192 135V136H193ZM209 135V136H210ZM46 136V137H45ZM50 136V137H49ZM94 137H95V135H93ZM121 136H123L122 138V140H124V139H126V138H124V135H121ZM126 136V135H125ZM128 136V135H127ZM191 136V137H192ZM211 136H213V135H211ZM237 136V137H236ZM28 137V138H27ZM29 137H31V138H29ZM54 137V138H53ZM66 137V138H65ZM72 137V138H71ZM76 139H74V138ZM82 137V136H81ZM83 137H84V135H83ZM91 136H89L88 138H89V140L91 139L90 138ZM101 137H103L102 135H101ZM188 137H190V136H188ZM201 137H204V140H202L201 139ZM238 137V138H239ZM260 137L262 138V140L260 139V141L261 142H263L262 144L264 145V135H260ZM7 138V139H6ZM35 138V139H34ZM68 138V139H67ZM99 138H100V135H99ZM110 138V140L108 141V139ZM114 138H116V139H118L119 140V138L118 137H114ZM206 138V139H205ZM212 137H210V139H211ZM224 138H225V142H224V144H223V140H224ZM234 138V140H237V139H235ZM10 139V140H9ZM26 139H28V141L26 140ZM54 139V140H53ZM59 139V140H58ZM82 139V138H81ZM103 139V138H102ZM104 139H105V136H104ZM194 139V138H193ZM193 139H192V141H193ZM213 139V138H212ZM220 139V138H219ZM227 139V140H226ZM14 140H15V142H14ZM92 140V139H91ZM117 140V141H118ZM8 141H13V142H9V144H7L8 143ZM51 143H50V142ZM65 141H67V143L65 142ZM77 141V142H76ZM105 141V140H104ZM113 141H115V140H113ZM113 141L111 140V143H113ZM195 141V140H194ZM26 142V143H25ZM64 142V143H63ZM90 142V141H89ZM95 142H96V140H95ZM106 142V143H107ZM252 142H254V141H252ZM252 142H249V143H252ZM12 143V144H11ZM29 143H32V145H33V147L36 149H34L33 147H32V145H31V147L30 146H27ZM79 143H80V145H79ZM105 143V142H104ZM104 143H101L100 145H101V147H100V150H101V148H103V145H104ZM118 143H120V144H118V146L120 145L121 147H122V144L124 143V141H122L121 142V140H119V142H114V144L115 145H117ZM122 143V144H121ZM227 143H226V145H227ZM11 144V145H10ZM24 144H26V146L24 145ZM46 144H50V145H52V146H48V145H46ZM62 144V146H60V148H58V145H61ZM76 144V145H75ZM8 145H10V146H8ZM15 146V147H13V146ZM112 146H113V144H111ZM12 146V147H11ZM48 146V147H47ZM78 146V147H77ZM83 146H85V144L84 145H82V147ZM105 146V145H104ZM106 146H108L109 148H111L112 149V146H109V145H107L106 144ZM113 147V149L110 151L111 153H114L113 155H111V153H110V155H108L109 154V152H108V154H107V151H108V149H107V151L105 150V149H102L101 150V152L102 151H106L105 153L108 155V157L110 156V158L109 159H111V156H113L114 157V155H115V153H117V154H119L120 153V155H121V153L122 154H124L123 152H125V151H121V150H123V148H121L120 146L119 147ZM246 146V145H245ZM244 146V147H245ZM248 146V145H247ZM62 147V148H61ZM107 147V148H108ZM226 147V146H225ZM227 147H230L229 145H227ZM226 147V148H227ZM232 147H235V146H231L230 148H232ZM33 148V149H32ZM63 148H65L64 150L66 151H62L61 149H63ZM80 148V149H79ZM105 148V147H104ZM114 148H117V151L116 150H114ZM247 148V147H246ZM5 149V150H4ZM12 149V150H11ZM79 149V150H78ZM99 149V148H98ZM11 150V151H10ZM30 150H31V152H30ZM36 151L35 153H34V151ZM61 150V151H60ZM78 150V151H77ZM81 150V154H82V152H85V153H83V154H85V156H83V158H80L82 155L80 154H78L79 153V151ZM120 150V151H119ZM149 150V152H150V149H148ZM164 150V149H163ZM166 150H168V149H166ZM6 151V153L4 154V152ZM8 151V152H7ZM16 153V154H14V152ZM52 151V152H51ZM57 151V152H56ZM90 151V152H91ZM96 151V153H97V151L98 150H95ZM116 151V152H115ZM147 151V150H146ZM170 151V150H169ZM2 152V153H1ZM9 152H10V154H13L12 156L11 155H9ZM12 152V153H11ZM63 152H65L64 153V155H63ZM89 152V157H90V154L92 155V153H90ZM99 152V151H98ZM100 152V155L102 156V153ZM153 151L151 150V152L150 153H147L146 152V155L145 156H147L148 154H151V155H154V156H159V154H156L155 155V153L153 152ZM163 152V151H162ZM166 152H168V151H166ZM8 153V154H7ZM54 153V154H53ZM145 153V152H144ZM165 153V152H164ZM35 154L37 155V156H35ZM87 154H88V152H87ZM93 154H94V152H93ZM98 155H99V153H97ZM96 154V155H97ZM104 154V153H103ZM117 154L115 155V158H113V159H111V162L114 160V162H113V164H115V161H118V159H119V157L116 159V156H117ZM75 155H76V157H75ZM107 155H105L104 154V156H103V158L105 157L106 158V156ZM125 155V154H124ZM80 156V157H79ZM64 157V158H63ZM88 157V158H89ZM96 157H99V156H96ZM107 157V158H108ZM124 157V156H123ZM121 158L122 160L124 159L125 161L123 162V165H124V163H126L124 166L126 167H124L123 165H121L120 167H122V171L124 170V168H125V170L122 172L121 171V173H119L120 172V167H118V168H115L114 166H116L117 167V162H116V164L115 165H110L111 167H114L115 169H112L111 171L113 172L112 174H111V178L112 177H116L117 175H118V173H119V175L117 176L118 178H116L117 179V181L119 180V181H121L123 184H121L120 186H121V188L119 187V189H118V187L117 186H115V187H112L111 189H113V190H115L116 189V191H120V192H122V190H124V188H122L123 187V185L125 186V184H124V182H123V180L122 179H124L123 177H124V174H126L125 176H127L128 174H129V172H130V170L131 171H133V170H136V169H138V170H136L138 173L140 172V170H141V168L140 167H146V166H144L143 164H141V163H139V164H137V162H136V166L135 167H133V165L130 167V169H129V166L127 167V163H129V161L130 160H128V162H127V160L126 159H128V157L126 158V156L124 157V158ZM76 158V159H75ZM93 158H94V155H93ZM93 158L91 157V159H90V161L92 160V161H94L93 160ZM101 158V157H100ZM99 158V159H100ZM102 158V159H103ZM126 158V159H125ZM135 158V157H134ZM18 159V160H17ZM74 159V160H73ZM82 159V160H81ZM95 159H98V158H95ZM58 160V161H57ZM61 160H63V161H61ZM79 160V161H78ZM106 160V159H105ZM132 160V159H131ZM65 161V162H66ZM75 161L77 162V163H75ZM83 161V162H82ZM91 161V162H92ZM119 161H121V160H119ZM118 161V162H119ZM136 161V160H135ZM139 161V160H138ZM17 164H16V163ZM59 162V163H58ZM83 163V164H80V163ZM91 162H90V165H91ZM96 162V161H95ZM98 162H99V160H98ZM98 162H96V163H98ZM102 162H105V161H102ZM107 160H106V164H107ZM110 162V161H109ZM122 162L120 163H118V164H122ZM134 162V161H133ZM140 162V161H139ZM9 163V164H8ZM11 163H13L12 165H11ZM64 163V165L63 166H61V164H63ZM68 163V164H69ZM131 163V162H130ZM135 163V162H134ZM134 163H132V164H134ZM4 164H5V166H4ZM92 164H95L94 162L92 163ZM98 164H100V163H98ZM106 164L104 165H102L103 166V168L105 169V167H106ZM140 164H141V166H140ZM153 164H154V161H153ZM58 165V166H57ZM83 166V167H79V166ZM130 165V164H129ZM137 165H139V166H137ZM4 166V167H3ZM105 166V167H104ZM149 166V165H148ZM51 167V168H50ZM68 167V168H69ZM75 167V168H74ZM93 168H95L94 169V171L96 170V171H98V169L99 168H96L97 167V165L95 164L94 166H92ZM98 167H100V165L98 166ZM107 167H109V164H108V166ZM124 167V168H123ZM156 167V166H155ZM3 168V169H2ZM5 168V169H4ZM13 168V169H12ZM22 168V169H21ZM29 168H30V170H31V172L33 171V174H31V172L29 171ZM41 168V169H40ZM72 168H73V170H72ZM90 168V167H89ZM103 168L101 169V170H99L98 172H96L95 171V173H93V174H96L95 175V177H97V178H99L98 176H100L101 178H102V174H99V175H97V173H100V172H103L104 170H103ZM134 168V169H133ZM2 169V170H1ZM6 169H9V170H6ZM10 169H12V170H10ZM17 169V171H13V170H16ZM23 169H28V171L30 172V174L32 175V176H30V174H29V176H30V178H29V176L28 175H26V173H27V171L25 170V172L23 171ZM34 169H36V171H35V174H36V172H37V170L39 171V173H38V175L36 176L35 174H34ZM49 169H50V171H49ZM109 169V168H108ZM117 169V170H116ZM126 169H128L127 171H128V173H126L127 171H126ZM154 169V168H153ZM156 169V168H155ZM3 170H4V172H3ZM43 170H45V172H43ZM88 170V169H87ZM90 170V169H89ZM103 170V171H102ZM22 171V172H21ZM42 173H41V172ZM49 171V172H48ZM54 172L55 171H57V170H53ZM52 171V172H53ZM59 171H62V170H59ZM75 171H73L71 174H69V178H68V180H67V176H65V180L64 181H67V182H63L62 181V183H64L65 184V186L64 185H61L60 183H59V185H61V186H63V187H65L66 188V190L65 191H67V194H65L64 192V194L62 193L60 196H63V198H65V197H67L68 196V194H69V192L72 194V196L74 195L73 193H75V191H77L76 189L78 188V186H80V185H78L79 184V182L81 181V183L82 184H86L87 186H89L88 185V183H90L89 181H88V183H86L87 181L86 180H88V179H86L88 176L86 175L87 174V172H85V175L86 176H84V178L86 179H84L83 177H79L80 179L81 178H83L85 181L84 182H82L83 181V179H81L80 181H79V179H77V177L78 176H80L81 174H79L80 172H81V169H79V173H77L78 174V176H77V174L75 173ZM91 171H92V168H91ZM91 171H89V172H91ZM93 171V172H94ZM105 171H106V173H105V176L108 174L109 175V173L111 172V171H109V170H107V168L105 169ZM104 171V172H105ZM109 171V172H108ZM119 171V172H118ZM126 171V172H125ZM8 172V173H7ZM47 172V173H46ZM51 172V173H52ZM108 172V173H107ZM4 173V174H3ZM25 174V177L26 178H28V179H31V177H36L37 179H39V181L38 180H36V178H35V180H34V177H33V179H31V180H33L34 181V183L35 182H40V180H42L41 182H42V184L43 185H40L41 184V182L40 183H38V186L39 187H37V186H35V184H33V181H32V186L33 187H31V180H26V182H25V180L24 181H21V180H23V179H26V178H24V175H21V177L23 178H20V176L19 175H15V174ZM47 175H46V174ZM117 173V174H116ZM11 174V175H10ZM41 174V175H40ZM45 174V175H44ZM49 174V175H48ZM53 174V173H52ZM66 174L68 175V173L66 172ZM73 174H75L77 177H74V179L76 178L77 179V181H79V182H77V187L76 186H74L75 184V182L73 181H71L72 179H73V176H75V175H73ZM89 174V173H88ZM92 174V173H91ZM90 174V175H91ZM104 174V173H103ZM113 174H114V176H113ZM143 174V173H142ZM7 175V176H6ZM11 176L10 177V179H9V176ZM15 175V176H14ZM84 174H82V176H83ZM107 175V177H109ZM12 176H14V178H16V179H18V181L17 180H15V179H13V177ZM42 176V177H41ZM55 176V175H54ZM94 176V175H93ZM93 176H90V177H93ZM104 176V175H103ZM104 176V177H105ZM5 177H7L8 178V182L10 181V180H14L13 181V184H14V182H15V184L16 185H13L12 184V182L10 183H8V184H12L11 186H10V188H14V189H16L15 191H16V193L18 192V194H16L17 195V199H16V195H13V189H11L12 190V192H11V190H7L8 188H9V186H7L5 189H4V185L6 186V185H8V184H6V179L4 180V178ZM20 179H19V178ZM41 177V178H40ZM71 177V178H70ZM104 177H103V179L102 180H100L99 181V179H98V182H100L99 184L100 185H98L97 183V185H98V189H99V186H104V188L106 187L104 184L102 185V182L101 181H104ZM107 177H105L106 178V180H107ZM43 178H45L44 180H43ZM56 178V179H55ZM97 178H95L96 180H97ZM110 177L108 178V181L107 182H109V181H113L112 179H115V178H112L111 179ZM121 178V179H120ZM46 179H48V180H46ZM70 179V180H69ZM89 179H91V178H89ZM109 179H111V180H109ZM54 180V181H58V182H55L54 183V181L52 182V181ZM92 180H94V178H92ZM5 182L4 184H3V182ZM47 181V182H46ZM72 182V184H74L72 187H71V190L72 189H74V188H76L75 190H74V192L73 191H70V189L69 188H67V186L68 187H70V185H71V182ZM21 183V182H23L22 183V185H20L22 188H24V192H22V188L20 187L19 189H17L18 188V184L17 183ZM28 182V183H27ZM97 182V181H96ZM115 181H113V183H114ZM121 182H118V183H121ZM26 183V184H25ZM30 183V184H29ZM52 183V184H51ZM56 184L55 186H54V184ZM67 183H69V184H67ZM93 183V182H92ZM92 183H90V184H92ZM105 183V182H104ZM110 183V182H109ZM113 183H110L111 185L110 186H112V184ZM51 184V185H50ZM84 184V185H85ZM94 184H95V182H94ZM94 184H93V186L92 187H94V188H96L97 187V185H96V187L94 186ZM114 184H116V183H114ZM113 184V185H114ZM146 184V183H145ZM45 185H46V187H45ZM50 185V186H49ZM84 185H81V186H84ZM85 185V186H86ZM108 185V184H107ZM146 185H148V184H146ZM17 186V187H16ZM29 186L31 187V189H38V190H35L34 192L35 193H31V189H29ZM86 186V187H87ZM90 186V187H91ZM36 187V188H35ZM41 187V188H40ZM44 187V188H43ZM54 187H55V189H54ZM74 187V188H73ZM91 187V189L88 187V189L89 190H91L90 192H89V190L88 189H86V190H88L87 192L88 193H90V194H88V193H86V194H88V195H90L89 196V198L90 197H92V199L93 198H99L100 197V195H98V189H97V191H96V189L95 190H93V188ZM109 187V186H108ZM107 187V189L109 190V188ZM117 187V188H116ZM9 188V189H10ZM39 188H40V190L42 189V190H44L43 191V194L44 193H46L45 195L46 196H44L43 195V197H42V190L40 191L39 190ZM49 188V189H48ZM80 188V187H79ZM78 188V189H79ZM22 189V190H21ZM33 189V190H34ZM69 191H68V190ZM82 189V188H81ZM81 189H79V191H77V192H80V190ZM120 189H122V190H120ZM4 190V191H3ZM29 190V192H27ZM105 190H106V188H105ZM107 190V191H108ZM8 191V192H7ZM37 191V192H36ZM46 191H48V192H46ZM93 191H94V194H95V196H97V197H94V194H93ZM96 191V192H95ZM118 191V192H119ZM21 192L23 193L22 194V196H21ZM39 192V193H38ZM40 192H41V194H40ZM51 192V193H50ZM9 193H11V195L9 194ZM110 193V192H109ZM124 193H125V190H124V192H122V193H118L117 194V196H120V198H122L123 197V195H124ZM8 194V195H7ZM15 194V193H14ZM25 194V195H24ZM39 195V196H36V195ZM86 194H84L83 196L85 197V195ZM97 194V195H96ZM111 194V193H110ZM121 194V195H120ZM31 195H32V197H31ZM58 195V196H59ZM65 195V196H64ZM76 195V197L77 196H79V194H75ZM112 195V194H111ZM8 196V197H7ZM10 196V197H9ZM33 196L35 197V199L33 198ZM70 196V195H69ZM67 197V199H69V200H72V198H74V197ZM122 196V197H121ZM12 197V198H11ZM37 197H39V199L37 198ZM88 197V196H87ZM86 197V198H87ZM15 198V199H14ZM24 198L26 199V201L24 200ZM37 198V199H36ZM52 199H53V201L55 200V197H51ZM51 198H49L50 199V202H51ZM58 197H56V199H57ZM62 198V197H61ZM60 198V199H61ZM85 198V199H86ZM119 198V197H118ZM23 199V200H22ZM31 199V200H30ZM59 199V198H58ZM66 199V198H65ZM88 199V198H87ZM91 199V198H90ZM15 200V201H14ZM17 200V201H16ZM29 200V201H28ZM34 200H36L37 202H39V204L42 202H45V203H43V204H45L46 206L44 207V205L43 204H41L40 206H39V208H36V206H34V208L32 207V203H33V201ZM21 201V202H20ZM41 201V202H40ZM5 202H6V204H5ZM23 202H25L27 205H25V206H21V203H23ZM29 202H31L30 204L31 205H29ZM4 204H5V206H4ZM8 205H10L11 207H9ZM17 205V206H16ZM9 208H11V209H9ZM29 206H31L30 208H29ZM21 207H23V209L21 208ZM45 208L44 209V211L45 212H43L41 209L42 208ZM5 208V209H4ZM20 209V210H19ZM29 209V210H28ZM31 209H32V211H34L35 212V214L32 216V214L34 213V212H32L31 211ZM34 209V210H33ZM26 212H25V211ZM42 211V214L41 213H38V216H40L39 214H41V216L40 217H38L37 215H36V211ZM48 210V209H47ZM17 211H19V212H17ZM22 211V212H21ZM29 211V212H28ZM31 211V212H30ZM49 211V210H48ZM25 212V213H24ZM6 213V214H5ZM9 214V215H8ZM21 214V215H20ZM26 214V215H25ZM29 214L31 215L30 217H28L29 216ZM45 214H47V216H51L52 218H51V220H49L50 222L48 223L47 221V219H50L49 217H46V215ZM8 215V216H7ZM17 215V217H19L20 218V216H22V215H24V216H22L20 219H16V216ZM28 215V216H27ZM56 214H54V216H55ZM56 215V216H57ZM11 216H13V217H11ZM26 216V217H25ZM5 217V218H4ZM10 217V218H9ZM27 217L29 218V219H27ZM32 217V218H31ZM33 217H34V224H33ZM43 217V218H42ZM44 217H45V219L47 220H45L44 219ZM25 218V219H24ZM31 218V219H30ZM12 219H14V220H12ZM36 219H39V220H37V221H35ZM8 221V223H7V221ZM16 220H20L19 222L18 221H16ZM22 220H24V223L22 224ZM41 220V221H40ZM32 221V222H31ZM38 222V224H36ZM40 222H41V224H40ZM43 222V223H42ZM46 222H47V225H46ZM3 223V224H2ZM5 223V224H4ZM10 223H12L13 225L11 226V224ZM15 223H17V225L15 224ZM44 223H45V226H44ZM10 224V225H9ZM27 224L30 226L31 224V227H29V226H27ZM42 224H43V227H45V228H42ZM14 225H16V226H14ZM19 225V226H18ZM40 225V226H39ZM2 226H3V228H2ZM20 226H21V228H20ZM46 226H47V228H46ZM22 227H24V228H22ZM28 227H29V230H27L28 229ZM32 227H33V230H32ZM34 227H37V228H34ZM42 228V229H40V228ZM5 228V229H4ZM10 228V229H9ZM11 228H12V230H11ZM20 230V232L18 231V229ZM51 228V229H50ZM1 229H4V230H1ZM14 229V230H13ZM24 229V230H23ZM34 229H36V231H37V229H38V231H39V229H40V232H38L37 231V234H36V236H34L33 234H32V232L34 231ZM44 229V230H43ZM48 229V230H47ZM6 230V231H5ZM12 231V233H11V231ZM16 230L19 232V235L16 233ZM21 230L23 231V232H25V236H27V234H28V240H29V236H31L30 237V239L31 240H29L28 241V243L29 242H32V243H29V245L31 244V246H29L28 244H26L27 242H25V241H27V239H25L24 238V236H22V234H24V233H21ZM31 230H32V232H31ZM49 231V232H47V231ZM50 230H51V234H49L50 233ZM60 230V227H59V229H58V231ZM1 231H2V233H4V232H6V233H4V234H2L1 233ZM26 231L28 232V233H26ZM46 231V232H45ZM54 231V232H53ZM10 232V233H9ZM31 232V233H30ZM43 232V233H42ZM55 232H56V234H55ZM8 233V234H7ZM14 233V234H13ZM33 233H35V231L33 232ZM39 233V234H38ZM7 234V235H6ZM18 235V236H15V238H14V236H12V235ZM21 234V235H20ZM40 234L41 235H43V236H40ZM52 234H54V236L52 235ZM8 235H9V237H8ZM11 235V236H10ZM32 235H33V237H32ZM38 235V236H37ZM51 235L53 236V237H51ZM57 235V236H56ZM1 236L3 237V238H5L4 236H6V238H9L10 240H9V245H7V246H9V247H7L6 246V243L8 244V241L6 242V240L7 239H5V243L3 242V240H2V238H1ZM48 236H50V237H48ZM20 239H18V238ZM22 239H21V238ZM39 238L40 239V241L38 240V242H37V240H36V242H37V245H35L34 244V246H35V248H33V243L35 242V240H32V238L34 239V238ZM41 237V238H40ZM45 237V238H44ZM46 237H48V238H53V240L52 239H49V241H47L48 239L46 238ZM12 238V239H11ZM14 238V239H13ZM17 238V239H16ZM24 238V239H23ZM35 238V239H36ZM15 239L17 240V242H21L22 241V245L20 244V246L21 247H18L19 249H17L19 252H20V254H19V252L16 250V252L17 253H14L15 252V250H14V252H13V250L11 251V248H12V246L13 247H16L15 246V244H16V241H15ZM41 239L42 240H44L43 241V243H42V241H41ZM45 239H46V241L48 242V243H46L45 242ZM12 240L13 241H15V242H12ZM51 240V241H50ZM11 241V242H10ZM54 241V242H53ZM35 242V243H36ZM39 242H40V244H39ZM45 242V243H44ZM50 242V243H49ZM13 243V244H12ZM41 243H42V245H41ZM10 244H12V245H10ZM38 244H39V248L40 249H37V247H38ZM45 244V246H43ZM51 244V245H50ZM54 244V245H53ZM26 245H28V246H26ZM22 246H23V248L24 249H22ZM45 249V248H47V249H45V251H47V252H45L44 251V249L42 248V247ZM47 246V247H46ZM49 246H51V247H53V248H51V249H49L50 247ZM8 249H7V248ZM11 247V248H10ZM5 248L8 250V252L9 253H14L12 256H11V254H9L8 252H7V250H5ZM15 249V248H14ZM27 249H26V252H27ZM31 249V248H30ZM35 250H37L36 252H35ZM39 250H41V253L42 254H44V257H43V255H41V254H39ZM54 251L53 253H52V251ZM29 251H28V253H29ZM4 252V253H3ZM5 252H6V254L8 255H10V256H7V258H6V254H5ZM34 252L36 253V254H34ZM44 252V253H43ZM49 252V253H48ZM24 253V254H23ZM28 253H26V254H28ZM29 253V254H30ZM50 253H52L51 255H50ZM19 256H18V255ZM48 254V255H47ZM52 255L54 256V257H52ZM4 256V257H3ZM39 256H38V258H39ZM46 256H48L47 258H48V260H46L47 258H46ZM2 257V258H1ZM9 258H10V260H9ZM52 258V260H50ZM14 259V258H13ZM20 259L21 258H19V261H20ZM29 259V260H28ZM53 259H55V260H53ZM5 260V262H3ZM15 260H16V262L14 261V260H12L13 262H12V264L14 263V264H16L18 261H17V258H15ZM22 260H23V257H22ZM25 260H26V258H25ZM45 260H46V263H45ZM50 260V262H47V261H49ZM8 261H10V262H8ZM31 261H35V260H31ZM60 261V262H59ZM21 262H23V261H20V264H25V263H21ZM26 262V261H25ZM19 263V262H18ZM31 263V262H30ZM32 264H34V263H32ZM67 264H71V262H67Z\"/></svg>",
    "mask_w": 264,
    "mask_h": 264
}]
</instances>
